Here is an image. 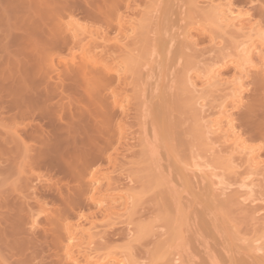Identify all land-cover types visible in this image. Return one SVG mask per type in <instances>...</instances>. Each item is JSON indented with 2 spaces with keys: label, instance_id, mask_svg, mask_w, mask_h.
<instances>
[{
  "label": "bare ground",
  "instance_id": "1",
  "mask_svg": "<svg viewBox=\"0 0 264 264\" xmlns=\"http://www.w3.org/2000/svg\"><path fill=\"white\" fill-rule=\"evenodd\" d=\"M26 1H28V0H24V1L23 0H0V111L1 110H3V111L5 110L4 113H6V114H4L3 111H1L2 112V115L4 114L3 117H2V120H3V118L6 119V121L4 120V122H6L7 124H9V126H11V128L13 129L12 131H17V130L20 129L18 132L21 131L23 133V135H24V137H20L19 138V135H18V138H14V137H16V135L18 133L16 135L15 134H11V132H12L11 131V128H9V126L7 125V127L6 126L4 127L5 130H6V128L9 129L8 131H6V133L10 131V134H11L12 137L11 138L9 137L10 136L9 133H8L9 136L7 135V137L5 136V134L2 136V134H3L2 131H5V130L4 129L2 130L0 128L2 130L1 131L2 134H0L1 135L0 144H2V143L4 144V146L3 145H0V151H2V153L0 152V156H5V155L7 156V158H5L4 161H8V159H9V161H10V159L11 160H14V159L16 160V157L20 156L21 153H23L25 150L29 151V149H27V148H28V144H29L28 140H30V141L34 142V144L36 143V145L38 143V145L40 147H37V149L35 150V147H36V145H35V147H34L35 152L33 151L32 155H29V154L27 155L26 154V157L25 158H26L27 164L29 166H28V168H26L27 166L25 168H26V170H28L30 168H33L32 170H34L36 168V166H38V170H39L40 167L43 168L42 165L44 166V164L42 163V161H43L42 159H44V157L47 156V154H48V156H50L49 159H51V156H52V162L50 160V165H51V163H54L56 160L58 162V157L55 158V156H58L60 154L59 153V150H58V152L56 150L57 147H56V149H54V147H52V144H51L52 150H56V152L55 151L52 152L55 155L51 153V150L49 151L51 155H49V152L46 153V150L48 151L47 146L49 147L48 143H51L53 141L54 143L53 142L52 143L55 146L57 144V142H58L57 139H56L57 142L55 141L54 134H53L54 131L58 132L59 134H60V131H64L65 132V135L61 132L63 139H64V137L67 136V138H68V136H69V139H72L71 141H76L74 139V135L73 134L77 130H79L77 132H80V128H86L87 131H88V133H89V135H88L85 132V130H84V132L86 133L87 137L88 136L89 137L91 136V138L93 139V140H91V138H90V141L88 139V141H89V144L88 145L90 146V144H91L90 149L92 147L91 150L89 149V146L87 145L88 141H87V137H86L85 133H81V132H83L82 129H81V132L80 133H81V135H84L85 136V138H84V136H82V138L84 140H86V143H85L86 146L85 145L84 146L86 147V149H87V146H88V149L90 150V155H91L92 159H90V157H89L90 155H88L89 154V152H88L89 150L87 149V153L88 154H86L85 151H84V149H83L82 144H81V146H82V149H81V146L79 145V142L76 143V144H78L80 146L79 147V150H78V147H77L78 145H76V147H77V149H76V147H74L75 144H73V142H71L70 140H68V142L70 141V143H72L74 145L73 146L74 149L75 150H78V152L77 151L75 152V150L72 151V144L70 146L66 144L67 145V152H68L69 149L72 152V160H74L75 156L77 155L76 156L77 158L74 160L75 163H76V166H74L73 161H72L73 165H72V163L70 161L71 160V157H69V156H71V155L66 154V152L63 150L64 153L66 154V156L68 155V157H66V159L68 158L67 159L68 162L70 161V164L73 166V168H74L75 171L72 169V167L69 168V169H65L64 168V165L65 164L62 167H63V169H65L64 172L66 171L67 175L69 174L70 177H73L74 176L76 179H78L80 176H82V177H80L81 178V182H80L81 185L83 183L82 182L83 178L86 177L87 174H89V177L85 181L87 183V187L89 189H91V190L94 191V193H93V191L91 192L92 194L90 195L89 201L91 199L92 202H95L96 204H99V205L103 206L102 205L103 204L102 203L103 202L102 201L103 200L102 198H104V197L102 196L100 198V196L102 195V193L101 194L99 193L100 196H98L99 194H97V195L95 194V192H99L101 190V188H99L100 185H101V181L99 180L100 181V183H99L100 185L97 184L98 183V179L95 177L96 172L94 174V170L93 171H88L91 168L89 166L91 165V163L93 161V158H94L93 156L96 155L95 156V159H96V157L97 158L100 157L99 154H101V153H99L98 150H97L98 153H94L95 152V147L97 149L98 144L100 145V149L101 150L102 149H107L109 146H112V143L114 141H119V140H122L124 138V134L126 133V131H124V129H125L124 126L125 125H123L124 122H123V124H122V122L120 123V121L122 119H120V118L118 119V116L125 114V110L127 108L126 105H125V103H127V102L129 104L132 103V101H131L132 97L129 98V101L126 100V102H124L125 100H123V99H127L129 97V96L127 97V95H130V94L127 93V92H124L125 91L124 88H123L124 91H122L123 89H121L119 87L120 85L114 86L113 82H115V84H116V82L119 81L118 80L120 78L119 75H121L120 73H123V70L121 69V65L122 64H125L126 61L129 60V63H127V64L128 65L130 64V66L132 65V62H133V67L132 66L131 67L128 66V68H126L125 66L122 65V68H124V71H125V68H126V71H127V69L129 71L131 68H134V69H132V70H134V72H132L130 70L131 71V72H129L130 74L127 71V76L131 75L132 73L135 74L138 70H141V66L143 64L142 63L140 64L138 62H137V64H136V62L134 63V60L137 61V59H139L140 56H142L143 58L140 57L139 62H142L143 61V63H145L146 66L149 64V63L148 64L146 63L147 62L146 61V57H149V53H150V51H149L150 48L148 47V45H150V47H152V53H153V50L155 49L154 47H157V44L158 43L159 44H158L157 49H161L160 51H162V48H163V50L165 49V46H164L165 44H168L169 45V43H167L168 42L167 40H169V38L166 37L167 35H166V33H165L162 25L161 26H162L163 32L166 35L165 36L166 37L165 38L166 40L164 39V37L162 39L163 40V43H165L164 45H162L163 43L161 44V40H160V37H159V36H162L161 35L162 32L159 33V35H156V36L159 37L158 38V37H156L154 35L155 34L154 32H156V34H157V32H158L157 30L158 29L156 31H152V30H155L156 28L153 29L151 27H148L150 29V32L152 31L151 34L153 35L152 36L153 39H152V41H150L151 40L150 39L151 37H149L150 32L147 33L149 35H147V38H146L145 30L148 29V28H146L148 26V23H146L147 24L146 25L145 24V21L147 22V20H146V18H147L148 19V22L150 24V22H151L150 20L151 19H149L150 17H147L148 15L147 16L145 15V17L143 16L144 14H146L147 9L149 10V11H147V13L148 12H150V14H152L153 12L155 13V11L157 10V9H155L156 7H154V9H153L155 11L151 10L153 8L152 7L153 4L154 3L156 4L158 1H160L163 4H166V3H164L165 0H163V1L162 0H157V1H154L153 0V2L151 0H150L151 2H148V0H146L144 2L145 5H146V6L144 5V7L142 6L144 8V9H142V10H144V14L143 13H142V15H140V13L138 14V16L139 15L141 17L143 16L142 19H141V22H139V19L138 18H137L138 21H136V22H134L135 19L133 18L134 19V21H133L134 23H130L131 20H129V21L127 20L126 22H128V23L125 22L127 24V27H128L127 30L130 32L131 35H129V34L127 35V33H129V32L124 33V34L122 33L124 31V28H123L122 22L120 23V17H122L123 14L121 16L119 14H117V12L119 11V10L117 11V9H118L119 5L121 6V4L124 5V6H126V7H129V6L132 7V4H134L136 2V0H135V2H134V0H132V2H130L131 0H98V1L92 0V1H95V6H97V7L94 6V8H95L94 9V8H91L89 6L91 9H89L88 11L95 10V11L92 12V14H95L97 16L96 19H98L97 21H99L100 23H102L101 27H100V23H99V26L98 25H96V26L104 29L101 32V37L103 39L101 37L100 38H101L102 41L103 40H105V42L107 41V44L104 42V45L105 46L102 43H99L98 42L99 45L100 44L102 45V47L100 45V51H98V52H96L98 50L96 48H95L96 51H94L93 46H90L91 48H89V46H88V44L90 45L89 42L87 43V45L81 44V43H85V41H83V38H81L82 37V34H85V31H86L89 34L86 33V35H83L84 38L85 37H86L85 39H88V37L93 38L94 37L92 35L93 31L91 32V29H89L88 27H86V29H84V28L80 29L79 28V30L82 32V34L80 35V32L77 33L78 32V29H76V27H72L74 25V22L76 21V20L74 21V19H73L74 22L72 20H69L68 23L66 22V25H68L66 27V29L69 28V27L71 29L74 28V30H70V28L68 29L69 32L71 31L70 34H68V33L66 34V31L67 30H64L65 31V34H61L60 27H58L59 30H60L59 32L58 31L54 32L58 28H56L54 30H53V28L52 29L49 28L48 30L51 31V33L48 32V31H46L47 30V28H46L44 31L48 32V34L41 30V27L39 25L45 24V22L47 23L46 25H48L49 22H50L48 19L51 20V23H50L51 25L54 22H56V21L59 23L62 20V19L61 20H59V19L62 16H65V14H66V13L64 14L65 11H61V9L62 10L66 9V12H67L68 8H66L65 5L67 4V6H69V5L71 6L74 3L72 0H71L72 1V4L70 3L71 1L69 2L68 0H65V1H68V3L67 2L65 3L63 0H42L43 3H44V5H46V6H43L41 4L42 2L40 0V4H41L40 9L38 8V6H40L39 3H38V0H36V2H37L36 4L37 5L36 4H33L32 6H30L31 4L28 3L30 1H28L27 3H26ZM185 1H186V3H184V4H187L186 7L187 6L188 7L186 9V7L184 6L183 7V12L186 10L185 11L186 13L184 12L182 14V16H180L181 14L179 16H180V18L183 17L185 21L189 20V18H191V19L189 20V22L187 21V24L184 21V23H185L184 28L185 29L183 27L180 28V29H178V30H181V32L183 34H181V32L178 31V30H176V32L178 31L177 33H180L181 34V37H183L184 39H187L188 38V39H190L188 41L191 42V40H192V41H195V42L190 43V42H187V40H185L186 41L185 42L184 39L180 37L181 40L183 39L181 41L182 43L180 41H178V42L181 43L180 44L181 45V48H184V47L185 48L186 47L189 48V47H191V49H192V46H193V48L196 49L197 48V47L195 48V46H197V45H195V43H197V40H195L196 37H202L203 39H206V41H208V43H210L211 41H213L215 38L218 39V37H219L220 40L219 39L218 40H219L220 43H217V45H216V42H215V44H213L214 42H212V44L210 43V45H212V46L215 45L216 46V47L215 46L214 47L211 46L212 48L217 49V50L214 49L215 51H213L211 48H209V49L212 50L213 54L218 51L217 53H218L219 56H216L215 54L213 56L212 52L211 53L209 52L210 54H212L213 57L212 58L208 57L209 58V60H208L207 58H202L203 54L205 53L204 50L202 51L204 53L201 56H199V59L201 58L202 60H205L204 62L202 61V63H200V60L198 61V56H197L198 54L199 55L201 54V51H199L200 52L199 53V52H197L198 50L197 51H194V49H192L193 51H191V49L189 48L190 54L192 52V54L189 55V53H187L188 52V48L184 49V51H187L186 52L187 53L186 54L187 57H186V55L183 56V57H186V61H183V60H185L183 57H182L183 59L180 58V60L182 59V63L184 62L183 64L181 63V67L184 66V64H185V67L184 68L183 67L182 68L179 67V68L182 69L180 72L178 71V68H177L176 71L179 72V73L177 72L178 74L175 73V75H174V73H172L173 74L172 79L175 76L177 80L175 78L173 79L174 86H172L171 89L174 88L175 85L177 86V84H178V87L181 90L180 91L177 87H175V88L178 89V90L176 89L178 92L175 93V94H177L176 97L174 96V98H176V101H175V105L176 106L175 105L174 106L177 109L176 111H179L180 113L183 112V111H185V112L187 111L188 112V114L190 116L189 118L192 121V122L190 121L191 126L189 127L188 124L185 122L186 118L184 116V113H181V116H180V114L178 115V112H177L176 113L177 114L176 117L179 116V117H181L182 120H184L185 123L184 122L183 123L187 127V132L186 133H189V135L191 136L190 138H192V140L194 141V146H192V147H195V143H196V147H195L196 150L194 149V151H196L195 153H197L196 155L198 157H196V155L195 156L192 155V157L193 158H196V159L198 158L197 160H199V158H202V159H200L202 161L199 160V164H198V161L197 160H195L196 162H192L190 164H187L186 161H185V153L183 154V156H181V157L179 156V159H177V161H179L180 158L182 159V157H184L183 158V161L185 162V164L179 170L181 175H177V176H180V177L182 176L184 185L187 188H189V189H192L193 186H194V184H196L198 186L199 191H200V189L203 188V186H202L201 183H203V185H204V182H206L205 183L206 185L204 186V193H205V195H203V196L204 197L205 196H208V197L214 198V199L216 198L215 200L213 199L214 200L213 204L215 203V201L219 200L218 205H219V208L221 206L220 211L223 212V221H225L226 227H228L226 229V231L224 229L225 234L227 235L228 231H230L229 229L234 228L235 227V224H236V222L234 221V219L232 217L233 212H235L236 209H234L232 207L238 206L237 207V210H239L240 212H243L244 213V210L247 211V209H245V208L246 207L248 208V204L249 203H253V202L255 203L256 200L259 201L260 198H261V196H262V194L261 195L259 194L260 197L257 196V193H259V190L258 189L261 186V183H259L260 184L259 185L258 183L255 182L257 177L256 178H253L254 177V175H253L254 174V171H252V170H256L257 173L256 172L255 173L258 174V176H259V172L262 174V172L264 170V169H262V167L257 166L258 165L257 162H259V161L258 160L255 161L256 158L254 159V157L257 156V155H254V153L256 152V148L255 147L254 148L251 147L252 145L251 146L250 145L248 146L247 144L246 145H243L245 143H243V140H241L240 135H239V133H237V130L236 129L239 127L241 131L242 130H245L246 133L247 132H249L248 134L251 133L250 134V138L253 139V137H254V140L256 138V139L260 140V142L262 141L261 143H263V144H261L262 145L261 149H264V147H263L264 146V30L261 27V26H264V0H185ZM57 2L58 3L60 2V3L58 4ZM75 2H77V1H75ZM83 2L85 3V4L83 3L84 6L88 4V2H86L85 0ZM99 2L102 3V4L100 5ZM146 2H147V4H146ZM254 2L255 3L256 2H259L260 4L259 5L256 4L254 6ZM161 3H159V4L161 5ZM252 3H253V5H252ZM54 4H55V6H54ZM159 4L158 5L156 4L157 7H159ZM182 4H183V2L180 4V6H182ZM90 5H91V3H90ZM246 5L247 6L249 5L250 7L249 8L246 7V9H245L244 6H246ZM99 6H101L102 8H100ZM46 7H47L46 10L47 11L49 10V11L48 12L46 11L47 13L44 14V16L45 17L47 16V17L46 18L45 17H41L43 15V13L45 12L44 9ZM58 7H59V9H57ZM72 7L69 9V12H71ZM74 7H75V4H74ZM89 7L87 6V8H89ZM131 7H129V9ZM174 7L176 8V6H174ZM132 8L134 9V6ZM166 8H167V13H168V9H170V8H168V7H166ZM166 8H165V10H166ZM159 10H160V8H159ZM61 12H62V15L61 14L59 15V13H61ZM94 12H96V13H94ZM156 12H158V10ZM172 12H173V10H172ZM179 12H180V10H179ZM48 13H50L51 15L54 14V15H59V16H55V17L52 16L50 18L51 15L49 14L50 15L49 16ZM72 13L74 14L75 13V10ZM88 14H90V13H88ZM155 14H154V17L157 16L156 18H159V13H157L156 15ZM169 14L171 16V13L170 12L168 13V15ZM90 15L89 16H86V17L91 18ZM95 15H93V16H95ZM160 15H161L160 21L156 19L159 22H161V18H162V14H160ZM175 15H176V13H175ZM151 16H153V15H151ZM37 17H39V21H40V19L42 20V18H43V20L46 19L47 21L44 20V22L42 21L41 24H39V23H37V21H38V18ZM56 17H59V19L57 18V20H56ZM154 17H152V18H154ZM186 17H187V19H186ZM244 17L246 18L244 21L247 20L246 23L245 22H242V18H244ZM100 18H101V21L99 20ZM126 18H128V17L126 16ZM126 18H122V21H124ZM166 18H167L166 20H168V18H170V17L168 16ZM194 18H197V19H194ZM154 19H152V21H154ZM53 20H56V21L52 22ZM91 20L95 21L92 18H91ZM156 20H155L154 23H158V22H156ZM162 20L165 21L164 19H162ZM63 21L65 23L66 20H62L60 23H62ZM71 21L73 22V24L71 23ZM181 21H183V20H181ZM76 23H75L76 25H80L78 22H76ZM129 23H130V25H129ZM64 25H63V27H64ZM76 25H74V26H76ZM150 25H152V22H151ZM155 25L159 26L160 24L159 25L158 24H155ZM188 25H189V27H188ZM112 26H115V27H113L114 28L113 29V32H114L115 29L118 32L115 30V33L116 34L114 33L115 35L113 37H111V38H114V41H113L114 42V46L113 47H110L109 46V43H111L113 39L109 40L111 42L108 41V38L106 37V32L107 31L105 32V30H108V32H109L110 29L112 30ZM36 27H37V29H39L40 31H42L44 34H46V37L45 38L43 37L44 34L42 32H41V34L38 33L39 35L36 33V29H35ZM89 27H91V25ZM143 27L146 28V29L143 30L142 29ZM186 27H188V28L186 29ZM100 28H98V30ZM139 28L142 29V30L141 29L139 30V31H142V33H139L137 35L135 33L133 35V32H135L136 29H139ZM164 28H165V26H164ZM168 28L166 26V29L167 30H168ZM92 29H93V27H92ZM127 30L125 29V32ZM148 30H146V31L148 32ZM143 31H144V33H143ZM97 32H99V31H97V29H95L94 30V33L97 34ZM117 33H119V34L117 35ZM121 33L126 38L132 36V37H130V39L128 38L129 40H131L130 41L131 44H132L131 46H134L136 44L135 43L136 40H137V42L138 41L140 42V40H144L143 43H145L146 41H149L148 44H144V45L142 44V46L140 44L141 42L140 43L138 42V44L134 46L135 48H133V47L131 48L132 50L135 49V50H137L139 52V55H140L139 57H136L138 55L136 53L137 51H135V53H136L135 54L134 51L129 52V49L127 51V48L129 46H127L126 48H124L122 46L124 43L122 42V39H121V42H120V38H123V35H121ZM143 34H144V36H145L144 38H146V40L143 39V37H141ZM169 34H170V32H168V35ZM171 34L173 35L172 32H171ZM175 34L176 33L174 32V35L173 36H175V37H172V40H173L172 43H173V45L176 44L174 42H177V39H176V35ZM185 34L187 35V37L185 36ZM135 35L136 36H140L141 39H140V37H139V39L136 38ZM154 36L156 38H158L159 41ZM216 36H218V37H216ZM177 38H178V35H177ZM123 39L126 40L125 38H123ZM18 40H19V42H17ZM129 40L127 41L128 44L130 43ZM133 40H135V41L133 42ZM155 41H158V43H155ZM203 41H205V40H203ZM223 41L226 42V44H224L223 46L221 45L222 47L221 48H218L217 46H220V44H222ZM127 42H125L126 45H127ZM151 42L152 43H155L154 44V47L151 46V44H152ZM69 45H70V47H69ZM95 45L96 46H99L97 44H95ZM107 45H108V48H106ZM176 45H178V44H176ZM176 45H174V47H176L175 49L178 48ZM65 46H68V52L70 51V49L75 48L74 46H76V47L78 46V48H80V50L78 48H75V49H78L79 51H82L83 52L82 53L83 55L80 56L79 58H77L76 57V55H77L76 51H78V50H74L73 49L72 51L73 52L75 51L76 54L74 53L72 55L71 53H73V52L70 51L71 53H68V54H71L72 57L69 59V61L64 60V61L61 62L59 59H57L59 61L54 60L55 55H61V54H59V53H61L59 50L62 51V49ZM120 46H121V48H120ZM136 47H138V48L140 47V48L138 49ZM146 47H147V50L145 49ZM171 47H173V46H171ZM28 48L29 49H32L34 51H32V52H25L26 50H29ZM92 48H93V50H92ZM97 48H99V47H97ZM119 48L121 50H118ZM123 48L125 49V51H127V53H130L131 54L130 56H133L132 55V52H133L134 55H135V57H132V59L133 58H135V59L134 60H132V59L130 60V58H129L130 56L128 54V56H129V57L127 56L128 57V60H125L127 58L126 57L124 58V54L126 52L124 51ZM140 49H142V51ZM209 49H207V51H209ZM54 50L55 51H59V52L58 53H55V55H54L53 52H52ZM143 50H146V52L149 51V53H146L147 56H145V57L143 56V55H145V54H143V53H145ZM168 50H170V49H168ZM118 51H120L118 54H121L120 57L122 56V59H123V61H121V62H120V59L118 58L119 55L116 53ZM158 51L156 50V52L154 51V53L157 54ZM160 51H159V54H160L159 58H161V57L164 58L165 55L163 56V54H165V53H163V52L161 53ZM177 51L178 50H176V52ZM165 52H167V51H165ZM193 52L196 53V54L198 53V54L196 55ZM154 53L152 54V56L154 55ZM169 53H170V51H169ZM178 53H180V52L178 51ZM184 53L181 52V54H184ZM79 54H80V52L78 53V55ZM156 54H155V56H156ZM116 55H118V56H116ZM66 56L68 57V55H65V56H62V57H66ZM152 56H150L149 58L152 59ZM157 56H158V54H157ZM168 56H169V54H168ZM116 59H118V62L120 64V66L117 64ZM150 59L147 58V60H149L151 62ZM166 59H168V58L165 57L164 60L167 61ZM153 60L155 61V59H153ZM160 60L157 57V61H159V63H157V61H156V63L158 64V66H157V64H156V66L158 67L157 70H160L159 68L162 67V63L165 65L164 66V74H163L164 75V79H163V75L160 74L162 71L161 72H159V71L157 72V70L155 71L156 67H155V65H152V64H154L153 62H152V64H150V65H152V67L154 69L153 71H155V72L152 71L153 72L152 73V75H153L152 79L156 77L154 75V73L157 72L158 75H157L156 78H159L160 77V79H161V77H162L161 81L163 82V84H166V80L168 79L167 78L168 75H165V72H166L167 68L165 69L166 64L164 62H162L163 59L161 61ZM178 60H179V58H178ZM54 61H56L55 63L60 62L59 63L60 66H59L58 63H57L58 65H56L54 63ZM127 64H125V65L127 66ZM178 64H176V65H178ZM227 64H231L232 67H233L232 69L234 70L233 71V74H232V79H230V80H225L224 79L225 77L222 78L223 76L220 77V72L219 71H221V70H218V68L220 69L222 67H225ZM134 65H135V67L137 65H139L140 66V69L137 70L134 67ZM159 65H160V67H159ZM167 65H169V64H167ZM118 66L120 67V69H118L119 68ZM139 66H137V68ZM143 68L144 67H142V69ZM117 69H118V71H117ZM192 70H193V74L191 73V75H190L189 73ZM142 71L144 72V70H142ZM149 71H150V69H149ZM117 72H119V75H118ZM169 72H170V70H169ZM174 72H175V70H174ZM140 73H141V71H140ZM144 73L141 74V77H142V75ZM123 74H126V73H123ZM134 74L131 75V76H133V77H131V80H132V78L134 79L133 83L135 82L136 79L139 78V76H136L138 73L135 74L136 78H135ZM148 74L150 75V76L149 75L148 76L151 77V74L150 73H148ZM159 74H160V76H159ZM145 75H147V74H145ZM169 75H171V74L169 73ZM129 78H130V76H129ZM156 78L153 79V81L152 80L151 81L153 83H155L154 80H156V84L158 83L157 85L159 87L160 84H159V82H157V80L159 81L160 79H156ZM170 79H171V77H170ZM138 80H141V79H138ZM144 80H143V83H144ZM147 80H145V81H147L148 84H149L150 83V79L148 78ZM168 80H167V82H168V85L170 87L171 84H172V81L169 84V81ZM161 81H160V83H162ZM245 81L247 82V84H245L246 83ZM141 82H142V80L139 81V82H137L135 85L137 86L138 83H140L141 86H142V88H143V90H144L143 93H145L146 92L145 90H147V89L144 87L145 86L144 84H146L147 82L144 83V84H142ZM176 82H177V84H175ZM162 85H160L161 88H162L161 91H162V93H164V91L167 88H166V86H162ZM138 86L140 87V91H141L142 90L141 89V86L140 85H138ZM245 86L251 92V94H250V99L247 102L243 103L242 96H243V93H244V91L246 89ZM248 86H250V88H248ZM118 87H119V89L117 90ZM146 87H147V85H146ZM149 87H150V85H149ZM163 88H165V89L163 90ZM175 88H174V90H175ZM149 89L150 88H148L147 91H149ZM156 89L158 91L160 90L158 88H156ZM171 89L169 88V90H171ZM157 90H154V91L157 92ZM117 91L120 93V96L118 95L119 93L117 94ZM120 91L122 93H124V96L121 97V94L122 93ZM161 91H159V93L157 92V94L159 95L161 93ZM167 91L168 90H166V92ZM247 91H245V92H247ZM166 92L164 94H162V95L163 96H166L165 95ZM139 93H141V92H139ZM149 93H151V91H149ZM149 93H147V94H149ZM125 94H126V96H125ZM147 94H142V96L143 95H146L147 96ZM175 94H173V95H175ZM140 95L141 94H139V96ZM150 95L151 94H149L148 96L150 97ZM152 95H154V93H152ZM162 95H159V96L162 97ZM154 96H157V95H154ZM159 96H157V98H159ZM63 98L64 99L66 98L67 100L66 99L64 100ZM157 98L154 97V98H151V100L153 101L154 99H157ZM62 99H63V101H62ZM147 99L150 100V98H146V101H147ZM162 99H163V97H162ZM166 99H171V98H169V97L167 98V96H166L164 98V101H167ZM149 100H148L149 103L146 102V103H143V104L144 105L145 104H150V109H152V107L155 106V108H153L154 111H155L154 112V115H155V117H156L157 120L161 119L163 117V112H161V110H159L161 108V106H159V109H158L157 104L155 103V101H153V106H151V103H150ZM162 101H159V102H162ZM141 102H143V101H141ZM159 102H158V104H160ZM132 106H134L135 111L136 110L137 111L140 110V109H137L138 108L137 106L135 107L134 102L132 103ZM146 106H148V105H145L144 106L145 107V110L148 111L149 106L147 107L148 109H146ZM156 107H157V110H156ZM234 110H236L235 111L236 113L238 111L237 115L235 114L236 117L233 116V114H232V111H234ZM7 111L8 112L11 111L12 113L10 115H8L9 113H7ZM128 111L129 110L127 109V114H128ZM147 111L145 113H146L147 116H149V114H148L149 112H147ZM164 111L166 112V110H164ZM171 111H173V110H171ZM67 112H68V114H67ZM136 113H138V112H136ZM151 114L153 115V112ZM6 115H7V118L4 117ZM152 115H150V118H151ZM33 116H34V118L36 116L37 117H40L39 120L40 119H42V120L44 119V124H45L44 126H46V125L49 126V124H50V129H47L48 127H46V128L44 127L46 129V131H44L43 130L44 128H42L43 125L42 126H39V127L38 126H35L34 124L31 125L28 121H33V120H29V119H32ZM138 116H140V115H138ZM168 116H169V114H168ZM165 117H166V119H168L167 116H165ZM27 118H28V121H25V122H28V123H23L24 122L23 120L24 119L27 120ZM142 118H144V116ZM148 118L149 117H147L146 119H148ZM150 118H149V120H150ZM152 118L154 119L153 116H152ZM187 118H188V116H187ZM36 119H38V118H36ZM73 119H76L77 121L74 122ZM136 119L140 120L141 118H137L136 117ZM171 119H172V117H171ZM179 119L180 118L176 119L177 122H175V120L173 119L174 122H175V124L174 123L172 124L173 127L175 126V128H178L179 126L183 125V123L182 124L180 123V122H182V120L181 119L179 120ZM7 120H9V121L7 122ZM18 120H20V121H18ZM46 120H47V122H46ZM157 120H155V122H157ZM178 120H179V122H178ZM10 121H11V123H10ZM53 121L56 122V124H55L56 126H55V129L53 130V132H50V131H52L51 126H52V122ZM62 121H64L65 126H63V125L60 124V123L63 124ZM54 122H53V125H54ZM146 122H147L146 123L147 127H146V130L144 132L147 133V131H148L147 129L149 128V125H148V121H146ZM153 122L154 121H152V124H153ZM150 123L151 122L149 121V124ZM161 123H162V119H161ZM178 123H179V126H178ZM140 125H141V122L137 126L139 127ZM159 125L160 126L157 125L158 128L161 127L160 120H159ZM185 125L181 126L183 128L182 137H184V132L186 131V127H184ZM1 126L3 127V125H1ZM33 126H35V127H33ZM40 127H41V130H43V131H39L38 130V129H40ZM151 127H150V129H151ZM154 127H155V125H154ZM140 128L143 130L142 125H141ZM184 128H185V130H184ZM165 129H163V132L165 131ZM48 130H49L50 133L47 132ZM161 130H162V127H161ZM161 130L158 131L156 129V132H158V134H159V138L161 137L160 136L161 133H159V132H161ZM178 130H179L178 132L181 133L182 129L180 127L178 128ZM56 132H55V134H56ZM123 132H124V134H123ZM42 133H44L45 136L44 135L42 136ZM139 133L142 136L143 133L140 131V129H139ZM50 134H53V137H52L53 140L50 137ZM122 134H123V136H122ZM158 134H157V137H158ZM167 134H169V133L167 132ZM13 135H15V136H13ZM115 135L117 137H115ZM144 135H146V134H144ZM48 136H49V138L52 141L50 139H48ZM72 136H73V138H72ZM169 136L170 135L167 136V139H166V136L163 137V139L168 140V137ZM186 136L188 137V135H186ZM2 137H4L5 139L2 138ZM140 137H139V142L141 141V139H142L143 136L141 137V139H140ZM147 137H149V136H147ZM150 137H151V135H150ZM150 137L148 139H150ZM152 137H153V134H152ZM171 137H172V135H171ZM171 137L169 138V140L167 142H168L169 146L172 149V146L173 145L171 146V143L169 142L170 139H171ZM57 138H58V135H57ZM178 138H179V136H178ZM25 139H28L27 140L28 143L26 142ZM78 139L82 143L84 142V141H82L80 139V137ZM165 140H163V142H162L163 147H165L164 144H166V141ZM182 140L183 139L180 140V139H177V137L174 136L175 143H178L180 141L178 143V147L181 149V151H183V150L185 151V146H186V144H185V138H184V142H182ZM92 141H94V142H92ZM62 142H61V144H62ZM95 142L98 143V144H95ZM141 142H143V140ZM156 142H157V139H156ZM8 143L10 145L13 143L11 149H9L10 146L8 145ZM93 143H94V146H93ZM180 143H182V144H180ZM225 143H226V145H225ZM184 144H185V146H184ZM219 144H222V145H219ZM59 145H60V141H59L58 146ZM66 145L64 143L65 150H66ZM139 145L140 146H143L144 145L143 147H145V149H146L145 143H143V144L142 143H139ZM152 145L153 144L151 143V146ZM2 146H3V149H5V146L7 147V149H5L3 151L2 150ZM60 146L62 147V145H60ZM181 146L184 147V149H182ZM257 146L258 145H256V147ZM61 147H60V150H62ZM143 147H141V151H140V153H141L140 156H141V159H142L141 161L142 162H143V158L142 157L144 156L145 152L148 150V147H147V149L144 151ZM142 149H143V151H142ZM157 149H159V147H157ZM167 149H168V146H167ZM197 149L199 150V152H197ZM259 149H260V147H259ZM81 150L83 151V153H81L82 155L80 154L81 156L79 155V159L80 158L82 159V157L84 156L83 159L85 157L86 158L89 157L88 160H86V159H84V160H81V159L78 160V154L80 153ZM8 151H9L10 154L8 153ZM14 151H15V153H14ZM70 151H69V154H71ZM3 152L5 153V155L3 154ZM25 152H24L23 155H25ZM62 152H61V154H62ZM73 152H75V153H73ZM167 152H169V150ZM208 152L212 153L213 156L211 158H208V163H205V160H207V155H208L207 153ZM11 153H12V155H11ZM56 153H59V154L56 155ZM102 153H103V150H102ZM170 153L172 154V152H170ZM234 153L235 154H241L240 157H241V159H244L242 161L246 163L248 169L251 168V167H254L255 165L256 166H255L254 169L252 168V170L251 169L250 170L247 169V172L246 173H243L244 175H241L240 176V174H239V177H236L237 180L234 179L235 181L232 182V184H231V183H228L227 181H223V178H221V176H219L220 174L217 173L215 171V169L217 167H220V168H222L226 172H232V170L234 172V169H233L234 166L232 165V162H234L235 160L233 161L234 158L232 159V156H231ZM15 154H16V157L14 156L15 157L14 158L13 155H15ZM17 154H18V156H17ZM73 154H74V157H73ZM85 154L88 155V157ZM146 154H147V152H146ZM199 154L202 155V156H199ZM64 155H62V157H63L62 160L59 159L60 163H62V164H63L64 158H65ZM151 155L153 156L154 154H151ZM9 156H11V157H9ZM48 156L45 157L46 158L45 161L47 160L46 161V164H47V162H49ZM157 156H158V154H157ZM20 157L22 158V155ZM53 157H54V159H53ZM147 157H148V154L146 155V159L144 160V162L146 160L149 161V159H147ZM170 157L173 158L172 161H175V164H177V161H176L175 156L173 155V157H172V155H171ZM170 157H168V158H170ZM59 158H60V156H59ZM203 158H204V161H203ZM209 160L211 162H209ZM17 161H13V164L15 163V165H16ZM40 162L42 163V165L40 164ZM68 162H67V164H66L65 167H68V166L70 167V165H68ZM150 162L152 164H155L156 161L155 162L154 161L152 162L150 160L149 161V166L148 165L146 166L145 164L147 162H145V164H144V170H146V173L147 172L148 173H151L152 172V169H151V171L149 169L147 171V168L150 167ZM20 163H21V167H22V170H23V165L24 164H22L21 160H20ZM179 163H182V161H179ZM9 165L12 166L11 162H9ZM9 165H8V168H5V167H7V165L4 167L5 168L4 171L2 169V171L5 172V173H7V175H8L9 172L12 173L13 169L15 168V166H14L13 169H12V167L11 166L9 167ZM18 165H19V162H18ZM167 165H168V163H167ZM261 165H264V163L261 164ZM171 166H172V164H171ZM46 167H47V165H46ZM169 167H170V165H169ZM176 168H177V166H176ZM17 169H19V168H17ZM94 169H95V171L97 170L96 168H94ZM172 169H174V168L172 167ZM260 169H262L261 170L262 172L260 171ZM19 170H21V168ZM67 170H68V172H67ZM24 171H25V169H24ZM155 171L156 170L154 169V173H155ZM177 171H178V169H177ZM170 172H171V170H170ZM29 173H31V176H32V171L29 172ZM46 173L49 174V171H47ZM85 173H86V175H85ZM71 174L72 175L74 174V175L72 176ZM256 174H255V176H256ZM38 175H36V176H38ZM40 175H42V174H40ZM146 175H145V178H147ZM157 175H159L158 172H157V174L155 173L153 176H157ZM24 176L25 175H23V177ZM51 177L53 178V175H51ZM19 178H20V176H19ZM80 178H79V180H80ZM145 178H144L143 182L144 181L146 182V179ZM149 178H150V182L153 183V185L155 186V188H158L157 185H155V184H158L159 183L158 180H160V179H157L158 177L157 178L154 177L153 179H151V176H149V174H148V179ZM28 179L30 180L29 177H28ZM162 179H163V177H162ZM16 180L18 181V179H16ZM26 180L27 179H26V176H25L24 179H23V182L24 183L23 182L20 183L22 185H19L18 184V186L16 188H18V190H19L20 187H25L23 185H26V187L29 186V182L26 183L27 182ZM32 181H33V179H32ZM107 181H109V182L107 183L106 186H107V188L110 187L109 188V190H110V189H112L111 186L113 185V183H110V182H112L111 179L110 180H107ZM148 181H147V184H146L147 190L144 189L145 190L144 191L142 189L143 190L142 192H146V191H149L151 189L150 182L148 184ZM160 181L162 182V180H160ZM258 181H260V180H258ZM20 182H21V180H20ZM47 182H46V184H47ZM51 182L52 181H50V183ZM116 182L117 181H115L114 183H116ZM161 182H160V186L162 185ZM1 183H2V181L0 180V184ZM162 183H164V179H163V182ZM142 184H143V187H144L145 186V183H142ZM166 184L164 183V186ZM200 184H201V187H200ZM108 185H111V186H108ZM196 185L194 186L195 189H196ZM233 185H236L237 186V190H236L237 193H238L237 195H235L236 193L234 191H233L232 194L229 193L230 190H231L230 188ZM1 186L3 188V185H0V189H1ZM4 186H5V183H4ZM48 186L50 187V185H48ZM114 186L115 185H113V188H114ZM168 186H167V188H168ZM236 186L234 187L235 189H236ZM32 187L34 188V189L32 188L33 190L36 189V187H34V186H32ZM85 187H86V185H85ZM87 187H86V189H88ZM146 187H144V188H146ZM14 189H15V187H14ZM86 189H84L81 186H77L76 189H75V191L77 190V192H78V195L75 194L77 197H75L74 195H72L74 197L75 201H74L73 197L69 196V197H71V199H69V197L67 196L66 197L67 200L65 199L67 205L72 204V202H76V199H78V201H79L80 200L79 198H81V195H82V191L83 190L86 191ZM152 189H154V187ZM169 189L172 190V185H171V188H169ZM105 190H108V189H105ZM174 190H175V188H174ZM9 191H11V190H9ZM9 191H8V193H9ZM35 191L34 192L32 191V192L35 193ZM177 191L178 190L176 189V192ZM5 192L7 193L6 190H5ZM12 192H16V191H13V189H12ZM80 192H81V194H80ZM184 192L185 193H183L182 190H181V194L183 193V196H184V194H186V196H184V198H182V199H186L185 197H187V195H188L185 190H184ZM6 193L4 194V192H2V194H0V201L2 203V205L0 203V217L2 215L4 216V217L2 216V218H0V245L2 244L1 246H4L3 249L6 248L4 250L5 252H6V250L9 251V253L7 251L8 257L9 258H12V256L14 255V251L15 250L17 252H21L22 251V248H24V246H21V244L23 242H22V236L20 234H22L23 232L20 231V229H23L22 224L23 225L24 224L26 225V223L24 222V221H27L26 218H28V217H26V215L29 216L28 219L30 220V217H33L34 214L36 215V213H38V212H35L33 214L34 209L32 207L31 208L33 210L30 208L31 210L29 209V212L27 210H25V208H23V210H22V206L21 205H23L22 203H24V202L19 203V201H18V204H17V203L14 202V198H13L14 196L12 195L13 196L11 198V199H13V201H12L10 198L9 199L7 198V197L10 196V193L9 194L8 193L6 194ZM20 193H21V191H20ZM130 193L128 194L129 196L125 194L126 198H124V199L121 197L123 201H125V202L127 201V203H125L126 205L125 204H122V203L120 205H122V206L125 205V207H127V205L130 204V202L132 200V197H133V200L135 199V202L137 201V199H136L137 197H138V199L140 198V196H138V194L135 195V193H137V192H135L134 195L133 194H130ZM172 193H173V190H172ZM201 193H202V191H201ZM174 194H175V191H174ZM32 195H34V194H32ZM123 195H124V193H123ZM131 195H132V197H131ZM112 196H111V198H112ZM127 196L130 197L131 199L129 200ZM135 196H136V198H135ZM88 197H89V195H88ZM181 197H182V195H181ZM188 197L191 198L192 196L189 195ZM201 197H202V195H201ZM225 197H228V198H225ZM4 198L6 200L7 199L8 200L6 201ZM109 198H110V195H109ZM118 198H119V200H121L120 197H118ZM165 199H167V198L165 197ZM206 199L204 201L202 200L201 203L205 202V205L207 206ZM2 200H4L5 202H3ZM85 200H86V198H85ZM104 200H106V199H104ZM112 200L116 201L117 199H115V197H114V199H112ZM200 200H201V198H200ZM210 200H209V202H210ZM9 201L11 202L10 205L8 203ZM166 201H170V200L168 199ZM175 201H176V199H175ZM186 201H190V200L189 199L188 200L186 199ZM6 202H7V204H6ZM92 202H90V203H92ZM111 202H113V201H111ZM117 202H118V200H117ZM163 202H165V200ZM181 202H183V201H181V198H180V203ZM207 202H208V199H207ZM3 203H4V206H3ZM12 203H14L15 205L17 204L16 206L14 205L15 206V209L14 210L12 209V207L14 208V206L12 205ZM175 203L177 204L178 201L175 202ZM175 203H174V205H175ZM185 203H187V202H185ZM210 203H211L210 206H214L212 204V202H210ZM168 204H169V202H168ZM5 205H9L10 207H7L8 209L5 208L6 209L5 212L4 211H1V210H4L2 208H4ZM53 205H54V203H53ZM111 205H113V204L111 203ZM170 205H171V201H170V204L168 205V208L171 207ZM182 205H184V204H182ZM182 205L180 204V207H182ZM205 205L203 204V206H205ZM24 206H28V205H24ZM165 206L167 208V204ZM189 206H190V204H189ZM249 206H251V205L249 204ZM38 207H40V206H38ZM113 207L114 206H112V208ZM177 207H178V205H176V208ZM186 207L183 206L182 207L183 208L182 210L184 211V209ZM223 207H224V209L226 211H224ZM122 208H124V207H121V209ZM19 209L21 210L20 213L18 211ZM60 209H61V207L58 210H60ZM208 209H210V208H208ZM214 209L217 210V207L215 208V206H214ZM256 209H257V207H256ZM261 209H259V210H261ZM7 210L9 212V216L11 218L9 216L7 217V215H8ZM125 210H126V208H125ZM127 210H131V205H129V208H127ZM177 210H180V209L177 208ZM212 210H213V208H212ZM212 210L210 209L211 212H209V210H207V211L209 212V214L210 213L212 214ZM26 211L28 213H25ZM104 211H105V208H104ZM115 211L117 212V210H115ZM175 211H176V209H175ZM183 211L182 212L181 211L179 212L180 214H182V216H181L182 219H180V218L178 219V216L179 215L176 212V214H177L176 216H177L178 221L179 220L184 221V219H183L184 218ZM11 212H12V214H11ZM15 212H16V215H15ZM21 212H23V213H21ZM46 212H48V210ZM111 212H113V210ZM1 213H3V214H1ZM132 213H133V211H132ZM20 214L23 217H24L23 214H26V215L23 218ZM38 214H37V216H38ZM113 214H117V213H114L113 212ZM163 215L164 216H162V217H163V220H164V223H165V220L167 221V219H168L167 218L168 217V214L167 215L166 214H163ZM13 216H18V217L15 218ZM20 216H21V218H20ZM61 216H62V214H61ZM173 216H175V214ZM186 216H187V213H186ZM246 216H247V218H249L251 220L253 219V214H249V213L246 212L245 217ZM164 217H165V219H164ZM22 218L24 220L23 222H22ZM171 218L173 219L172 216H169V221H170ZM11 219H13V220H11ZM186 219L188 221V218L187 217H186ZM29 220L27 221V223L29 222V224H30V221L31 220L30 221ZM34 220H35V218H34ZM52 220L53 219H50V221H52ZM10 221H12V222H10ZM169 221H167V225L172 230L171 231L168 228L169 235H172V237H175V234L173 235L172 232H175V228L179 232V229H177V226L179 224H176V227H174L173 221H172L171 224L173 225V228H174V231H173L172 226H171V224H170ZM174 221H177V220L175 219ZM36 222H37V220H36ZM20 223H21V225H20ZM68 223H70V222H68ZM180 223H182V224H180L179 226H182V227H183V223H184V225L187 224L186 221L180 222ZM230 223H232V224L230 225ZM67 225L65 227V230H64V233H63L61 239L59 240L60 241V244H61L60 246L62 248L61 250H63L62 259L64 260V262L66 264H104L103 262H101L102 259H104L102 256H100V257H102V259L96 258L95 259V262L94 263H91L92 262V260H91L92 255L89 252L90 250L88 251L86 249V246L81 245V244H86V245H89L90 244V242H91L90 239L92 237L91 236L92 233H90L91 232L90 228H89V233L86 234V236L88 238H90V239L86 238V236L84 234V237L82 236L83 239H84L82 241V243L81 242L80 243H76L75 240H74L75 237H76L74 235L75 234L74 231H76V230L74 229V231H70L71 229H69L68 228L69 225L68 226ZM187 225H188L187 229L190 228V225L189 224H187ZM71 226L73 227V225H70V228H71ZM80 226H81V224H80ZM73 228H75V226ZM204 228L207 229L208 231H210V228L208 229V227L206 228V226ZM127 229H129V228H127ZM137 229H139V231ZM137 229L134 230V231L135 232L137 231V238H139L141 236L140 234H142V232H144V231L140 232V229L143 230V226H142V228L138 227ZM180 229H181V227H180ZM222 229L223 228L221 227V230ZM86 230L88 231V228ZM181 230H183V229H181ZM189 230H191V229H189ZM18 231L20 232L19 234H18ZM82 231H83V229L81 230V232ZM87 231H83V232L86 233ZM130 231H131V228H130ZM147 231L149 232V229L145 227V234L147 233ZM183 231H182V237H183ZM224 231L223 230L221 231V232H223V235H224ZM26 232H27V230H26ZM72 232H74V234ZM138 232H140V234ZM258 232L259 233L253 239H252V237H251V240L249 239V241H250V242L248 241L249 243L247 242L248 238L247 239L246 238H243V236H241V237L239 236L238 238H236L238 241H241V245L240 246L242 247V251L246 250V252H242L241 251L244 255L248 256L250 254L252 257H256L257 258V260L254 263H252V264H264V228H262V230L260 229V231H258ZM127 233H128V230H127ZM131 233H132V231H131ZM180 233H181V231H180ZM17 234L20 235L19 238H18ZM23 235H25V233H23ZM58 235H59V233H58ZM93 235H94V232H93ZM14 236H16V238ZM178 236H179V238H180L181 241L184 240V239L181 238V234H179ZM94 237H95V235H94ZM170 237L171 236H169V238ZM184 237H185V235H184ZM8 238H10V239H8ZM228 239H230L229 240V243H231V245H234L235 244V243L232 242V240H231L230 237H228ZM23 240L27 242L29 240V237L28 238L26 237V240L25 239H23ZM30 240H31V238H30ZM53 240H55V238H53L52 241ZM19 241H21V242H19ZM77 241H78V238H77ZM172 241L175 242V244H176L175 239L174 240L172 239ZM172 241H169L171 243V246L173 244ZM181 241H179V242H181ZM224 241H226V240L224 239ZM244 241H246V244L244 243ZM26 242H25V244H26ZM56 242H57V240H56ZM30 244L31 245L33 244V241L32 240H31ZM92 244H93V242H92ZM185 244H186V242H185ZM185 244H183V246ZM177 245H178V241H177ZM231 245L229 244L230 247H231ZM20 246L22 247L21 250H20ZM169 246H170V244H169ZM183 246H182V248H183ZM16 247H17V249H15ZM18 247H19V249H18ZM28 247H29V244H28ZM92 247H91V249H92ZM178 247H180V245H178ZM232 247L234 249V252L232 250V254H234L235 253V250H237V247H235V246H232ZM243 247H245V249ZM0 248H2V247H0ZM3 249H1V250L3 251ZM131 249H132V246H131ZM159 249H160V247L158 246V249L157 250H159ZM128 251H130V248L128 249ZM128 251H126V252H128ZM174 251L176 252L177 250L175 249ZM182 251H184V250L182 249ZM10 252H11V255H10ZM96 252H97V250L95 251V253ZM131 252H132V250H131ZM173 252H172V254H173ZM175 252H174L173 255L171 254V252L168 253V254H171V256H172V257L169 256L170 262H168V263L169 264H182L183 263L182 260H181L182 255L180 256V252L181 251L179 253H175ZM12 253H13V255H12ZM128 254L133 255L132 253H128ZM161 254L163 255V252H161L158 255V258L163 257V259L165 260L164 256H162ZM182 254H184V253H182ZM5 255H6V253H5ZM20 255H22V253ZM27 255H26V257H27ZM97 255H99V254H97ZM101 255H103V254H101ZM114 255H115V253H114ZM122 255L123 254H121L120 257H122ZM209 255H210V253L208 254V256ZM236 255L237 254L235 253L233 256L231 255V257H229V264H235V259L233 258V261H232V257H235ZM23 256H24V253H23ZM213 256L215 258V255L214 254H213ZM105 257H106V255H105ZM116 257L114 256L112 258V260H113L112 262L113 263H116V264H129L131 262L129 260H128V263L125 262V257L124 256H123L124 258H121V259L120 258H116ZM170 257L172 259H170ZM227 257H228V255H227ZM13 259H12V261H13ZM15 259H17L16 258V255H15ZM105 259H107V258H105ZM129 259H130V256H129ZM27 260L29 261V258ZM126 260H127V258H126ZM131 260H132V256H131ZM215 260L217 261V259H215ZM230 260L233 263H230ZM18 261H19L18 264H26V263L29 264L30 263V261L28 263V262H26L23 259L14 261V263L15 262H18ZM183 261H184V257H183ZM107 262H109V261H107ZM132 262L134 263L133 260H132ZM132 262L130 264H133ZM165 263H167V261L166 262L164 261L163 264H165ZM218 263H214V264H218ZM237 263H241V262L238 261ZM108 264H112V263L110 262ZM134 264H136V263H134ZM153 264H155V261H154ZM183 264H185V262ZM242 264H251V263H248V262L244 261V259H243Z\"/></svg>",
  "mask_w": 264,
  "mask_h": 264
},
{
  "label": "rangeland",
  "instance_id": "2",
  "mask_svg": "<svg viewBox=\"0 0 264 264\" xmlns=\"http://www.w3.org/2000/svg\"><path fill=\"white\" fill-rule=\"evenodd\" d=\"M24 1V0H23ZM28 1H30V2H28ZM28 1H26V3L28 2V3H30L31 5L30 6H32L33 4H36L37 2H36V0H28ZM65 3L67 2L68 3V1L70 2L71 0H68V1H65V0H63ZM72 1L74 2L73 4H72ZM70 3L72 4L71 6L69 5V6H67V4L65 5L66 6V8H68V10H67V12H66V9H64V10H62L61 9V11H65L64 12V14H65V16H62L60 19H59V17H56V20H57V18L59 19V20H66L65 21V23H64V21L62 22V23H58L56 20H53L52 22H54V21H56V22H54L52 25L50 24L51 23V20L50 19H48L50 22H49V24L48 25H46L47 23L45 22V24H41V22L43 21L44 22V20H46V19H44L43 20V18H42V20L40 19V21H39V17H37L38 18V21H37V23H39V24H41V25H39L40 27H41V30L42 31H44L46 28H47V30L46 31H48V32H50L51 33V31H49L48 29L49 28H53V30L54 29H56V28H58V27H60V29H61V31L59 30V28L58 29H56L54 32H56V31H60L61 32V34H65V31L64 30H67L66 31V34L68 33V34H70V32L68 31V29L70 28H67L66 29V27L68 26V25H66V22L68 23V21L69 20H72L73 21V19H74V25H76L77 23L76 22H78L80 25H76V26H72V27H76V29H78V32L77 33H79L80 32V35L82 34V32L79 30V28L80 29H82V28H84V29H86V27H88L89 29H91V32L93 31V33H92V35L94 36L93 38H90V37H88V39H85L84 38V36L83 35H86V33L87 34H89L88 32H86L85 31V34H82V37L81 38H83V41H85V43H81V44H84V45H87V43L89 42L90 43V45L88 44V46H89V48H91L90 46H93V48H94V51H96L95 50V48L96 49H98L96 52H98V51H100V45H99V43H102L103 45H104V42H105V40H101V32H102V30H104L103 28H100L101 27V25H102V23H100L99 21H97L98 19H96L97 18V16L95 15V14H92V12L93 11H95V10H93V11H88L89 9H91V8H94V6H95V1H98V0H95V1H90V0H85L86 2H88V4L87 5H83V1L84 0H72ZM75 1H77V2H75ZM81 1V2H80ZM146 0H136V2H135V0H134V4H132V7L134 6V9L131 7V6H129V7H131L130 9H129V7H126V6H124V5H122L121 4V6L119 5V7H118V9H117V11L119 12H117V14H119L120 16L123 14V16L122 17H120V23L122 22V25H123V28H124V31L122 32L123 34L124 33H127V32H129L128 30H127V24L126 23H128V22H126L127 20L129 21V20H131L130 21V23H134V22H136V21H138V19H139V22H141V19H142V17L144 16L145 17V15L147 16V17H150L149 19H151L150 21L152 22V25H150L151 24V22H150V24H149V22H148V19L146 18V20H147V22L145 21V24L146 23H148V26L146 27V28H148V27H151V28H153V29H155V30H152V31H156L157 29V34H156V32H154L153 34L156 36V35H159V33H161V35L162 36H159L160 37V40H161V44L163 43V37H164V39L166 38V37H168L169 38V40H167L166 42L167 43H169V45L168 44H165V43H163L162 45H164L165 46V49L163 50V48H162V51H160L161 49H157V47H158V41H159V37L158 36H156V37H158V38H156L155 36V38L158 40V41H155V43H158L157 44V47H154V44L155 43H150L151 44V46H153L155 49L153 50V53H154V51L156 52V50L158 51H160L161 53L163 52V53H165V54H163V56L165 55V57L166 58H168V59H166L167 61H165L164 59H165V57L163 58V57H161V58H159V56H160V54H159V51H158V56H157V54L156 53H154V57L152 56V47H150V45H148V47L150 48L149 49V51H150V53H149V51L148 52H146V50H147V47L145 48L146 50H143L145 53H143V54H145V55H143L144 57L145 56H147L146 55V53H149V57L150 56H152V59H150L149 57H146V63L148 64L147 66H146V64L145 63H143V61L142 62H139V59H140V57H142V56H140L139 55V52L137 51V50H135V49H131L132 47L133 48H135L134 46L135 45H137L138 44V42H137V40L135 41V40H133V42L135 41V45L134 46H131L132 44H131V40H129L130 39V37H132V36H130V37H128V38H126L122 33H121V35H123V38H125L126 40H124L123 38H120V42H121V39H122V42L124 43L122 46L124 47V48H126L127 46H129L128 48H127V51H128V49H129V52H131V51H134V53H135V51H137L136 53L138 54L136 57H139V59H137V61H135L134 59L135 58H133L132 59V57H135V55H134V53L132 52V55L133 56H130L131 54L130 53H127V51H125V49H124V51L127 53H125L124 54V58L126 57L127 59H125V60H128V57L130 58V60L132 59V60H134V63L136 62V64H137V62L138 63H142L143 65L141 66V70H138V69H140V66L139 65H137V66H139L138 68H137V66L135 67V65H134V67L138 70L135 74H137L136 76H139V78L138 79H141L142 80V84H144V83H146L148 80V78L150 79V83L148 84V82L146 83V84H144L145 86V88L148 90V88H150L149 89V91H151V93H149V91H147V90H145L146 92L145 93H143L144 92V90H143V88H142V86H141V84L140 83H138V85H140L141 86V89L143 90H141L140 91V87L137 85H135L137 82H139V81H141V80H138V79H136L135 80V82L133 83V81H134V79L132 78V80H131V77H133V76H131V75H133L134 73H132L131 75H129L130 76V78H129V76H127V71H128V69H127V71H126V68H128V66H130V64L128 65L127 63H129V60L128 61H126V63L125 64H127V66L125 65V64H122L123 66H125L126 68H125V71H124V68H122V65H121V69L123 70V73H126V74H123V73H120L121 75H119V72H117L118 73V75H119V81H117L116 82V84H115V82H113V84H114V86H118V85H120L119 87L121 88V89H125V91H124V89L122 90V91H124V92H127V93H129L130 95H127V99H123V100H125L124 102H126V100L127 101H129V98L130 97H132V99H131V101H132V103L134 102V105H135V107L137 106L138 108L137 109H140V110H136L135 111V108H134V106H132V103H125V105H126V110H125V114H123V115H119L118 116V119L120 118V119H122L121 121H120V123L122 122V124H123V122H124V124L123 125H125L124 126V131H126V133L124 134V132H123V134H124V138L122 139V140H119V141H114L113 143H112V146H109L107 149H102L103 150V153H102V150L100 149V145L98 144V143H96L95 142V144H98V147H97V149H96V147H95V152L94 153H101V154H99V156L100 157H96V159H95V156H93L94 158H93V161H92V163H91V165L89 166V167H91L88 171H93L94 170V174H95V172H96V174H95V177L98 179V183L97 184H99L100 183V181H101V185H100V187L99 188H101V192L99 191V192H95V194L97 195V194H101L102 193V195L100 196V194L98 195V196H100V198L103 196L104 198H102L103 200V206H101V205H99V204H96L95 202H92L91 201V199H90V201H89V198H90V195L92 194L91 192L93 191V190H91V189H89L88 187H87V183H86V181L85 180H87V178L89 177V174H87V176L86 177H84L83 178V180H82V185H81V178L80 177H82V176H80L79 178H80V180H79V178L78 179H76L72 174V176L73 177H70L69 176V174L67 175V173H66V171L64 172V170L65 169H69V168H71L72 167V169L74 170V168H73V163H74V166H76V163H75V159L77 158L76 156H75V158H74V160H72V152L70 151V149L68 150V152H67V145H71L72 143H70V141L72 140V139H69V136H68V138H67V136L66 137H64V139L62 138V134H61V132L65 135V132L64 131H60V134L58 133V132H56V131H54L53 132V130L55 129V124H56V122H54V125H53V122H52V126H51V128H52V131H50V132H53V134H54V138H55V141H56V139H57V144L54 146L53 145V134H50V137L52 138V140L49 138V136H48V139H50L51 141V143H48V145H49V147L47 146V149H48V151L46 150V153L47 152H49L50 150H51V153L53 152V151H55L56 152V150H57V152H58V150H59V153L61 154V152L64 150L65 152H66V154H68V155H71V156H69V157H71V163H72V161H73V163H72V165L70 164V161L68 162V158L66 159V157H68V155L66 156V154L64 153V151L62 152V154L60 155L59 153H56V155H58V156H55V158L56 157H58V162H57V160L54 162V163H51V165H50V160H51V162H52V156H51V159H49V157L50 156H48V154H47V156H48V159H49V162H47V164H46V161H45V157H47V156H45L44 157V159H42L43 161H42V163L44 164V166L42 165V163L40 162V164L42 165V167L43 168H39V170H38V166H36V168L34 169V170H32L33 168H30V169H28V170H26V168H28V164H27V160H26V154L28 155H32V153H33V151L35 152V150L37 149V147H40L39 145H38V143H37V145H36V143L34 144V142H32V141H30V140H28V139H25L26 140V142H27V140H28V142H29V144H28V148L27 149H29V151H27V150H25L24 152H25V155H23L24 154V152L23 153H21V155H22V158L20 157V156H18V154H17V156L18 157H16V154L15 155H13V157L15 156L16 157V160L14 159V160H11L10 159V161H9V159H8V161L9 162H11V164H12V166L11 165H9V162L8 161H4V159L5 158H7V156L5 155V153L3 152V154L5 155V156H0V180L2 181V183L0 184V185H3V188H2V186H1V191H0V194H2V192H4V194L6 193L5 192V190L7 191V193H8V191L9 190H11V191H9V193H10V196L9 197H7L8 199L10 198H12L13 196V198H14V202L15 203H17L18 204V201H19V203H22V202H24V203H22L23 205H21L22 206V210H23V208H25V210H27L28 212H29V209L32 207L33 209H34V212H33V214L35 213V212H38V213H36V215L34 214V216L33 217H30V220L28 219L29 218V216H27L26 214H23L24 215V217H25V215H26V217H28V218H26L27 219V221L29 220L30 221V224L32 225H30L29 224V222L27 223V221H24L23 220V218H22V222L24 221L25 223H26V225L24 224H22V227H23V229H20V231H22L23 233H25V235H23V233L22 234H20L21 236H22V244H21V246H24V248H22L21 246H20V250H21V248H22V251L21 252H17L16 250L14 251V255H13V253H12V258H9L8 257V254H7V251L8 250H6V252L4 251L6 248H4L3 249V247L4 246H1L0 245V247H2V248H0V264H18L19 263V261L18 262H15L14 263V261H17V260H21V259H23V260H27L28 258H29V261H30V263H29V261L27 260L26 262H28L29 264H66L65 262H64V260L62 259V254H63V250H61L62 248H61V244H60V239H61V237H62V235H63V233H64V230H65V227H66V225L68 226V228L69 229H71L70 231H74V229L76 230V231H74L75 232V234H74V232H72L76 237H75V242L76 243H82V241L84 240L83 239V237H84V234H85V236H86V234H88L89 233V228H90V230H91V232L90 233H92V237H91V239L90 238H88L87 236H86V238H88V239H90L91 240V242H90V244L89 245H86V244H81V245H83V246H86V249L91 253V255H92V258H91V260H92V262L91 263H94L95 262V259L96 258H100V259H102V257L104 258V259H102V261L101 262H103L104 264H108V263H112V264H116V263H113L112 261V258L115 256H117L116 258H124L125 257V262H127L128 263V260L129 261H131L132 262V260L134 261V263H136V264H153L154 263V261H155V264H163L164 263V261L166 262L167 261V263H165V264H169L168 262H170V260H169V256H171V254H172V252L176 249L177 251L175 252V253H179L180 251V256L182 255V258H181V260H182V262L184 263L185 262V264H214V263H218V264H229V257H231V255L233 256L235 253L237 254L235 257H232V261H233V258L235 259V264H242V261H243V259H244V261H246V262H248V263H254L256 260H257V258L256 257H252L250 254L248 255V256H246V255H244L242 252H246V250H244V251H242V247L240 246L241 245V241H238L236 238H238L239 236L241 237V236H243V238H248V240H247V242L249 241V239L251 240V237H252V239L259 233L258 231H260V229L262 230V228H264V170H263V172L261 171L262 169H264V165H261V164H263L264 163V149H261V147H262V145L261 144H263V143H261L260 142V140H258V139H256L255 138V140H254V137H253V139H251L250 138V134H248L249 132H245V130H240V128L238 127L236 130H237V133H239V135H240V138H241V140H243V143H245V144H243V145H252L251 147H255L256 148V152L254 153V155H257V156H255L254 157V159H255V161H259V162H257L258 163V165L257 166H260V167H262V169H260V171L262 172V174L259 172V176H258V174H256L257 172H256V170H252V168L254 169L255 168V166L254 167H251V168H247V165H246V163L245 162H243L242 160H244V159H241V154H232L231 156H232V159H233V161L234 162H232V165L234 166V172H233V170H232V172H226V171H224L222 168H220V167H217L216 169H215V171L217 172V173H219L220 175L219 176H221V178H223V181H227L228 183H231L232 184V182H234L235 180L234 179H236L237 180V178L236 177H239V174H240V176L241 175H244L243 173H246L247 172V169L248 170H252V171H254V177L253 178H256V183H261V186L259 187V193H257V196L258 197H260V195L262 194V196H261V198H260V200L259 201H255V203L253 202V203H249L251 206H249V204H248V208L246 207L245 209H247V211L246 210H244V213L243 212H240L239 210H237V207L238 206H234V207H232V208H234V209H236V211L235 212H233V215H232V217H233V219H234V221L236 222V224H235V227L234 228H231V229H229L230 231H228V233H227V235L225 234V231H226V229L228 228V227H226V224H225V221H223V212H221L220 211V209H221V206H220V208H219V205H218V203H219V200H217V201H215V203L213 204V202H214V200L216 199H214V198H210V197H208V196H203V195H205V193H204V186L206 185L205 183L206 182H204V185H203V183H201L202 184V186H203V188H201L200 189V191H199V189H198V186L196 185V184H194V186L196 185V189L194 188V186H193V188L192 189H189V188H187L185 185H184V183H183V178H182V176L180 177V176H177V175H181L180 174V169L184 166V164H185V162L183 161V158L184 157H182V159L180 158V160L179 161H182V163H179V161H177V159H179V156L181 157V156H183V154L185 153V161H186V163L187 164H190V163H192V162H196L195 160H197L196 158H193L192 157V155L193 156H195L197 153H195L196 151H194V149H195V147H196V143H195V147H192V146H194V141L192 140V138H190L191 136L189 135V133H186L187 132V127H186V125L184 124L185 122L188 124V126L190 127L191 126V123H190V121H191V119L189 118L190 116H189V114H188V112L186 111H183V112H181V113H184V116H185V118H186V120H185V122H184V120H182L181 119V117H179V116H177L176 117V113L178 112V115L180 114V116H181V113L179 112V111H176L177 109H176V105H175V101H176V98H174V96L176 97V95L177 94H175L176 92H178L177 90L179 89V87H178V84H177V82L175 83V84H177V86L175 85V87H177V88H175V90H174V88H172L171 89V87L172 86H174V81H173V79L175 78L176 79V77L174 76V78L172 79V77H173V74L172 73H174V75H175V73H177L178 71L180 72L182 69V67L184 68L185 67V64H184V66H182L181 67V63H182V59L184 58L185 60H183V61H186V57H187V53H189V55H191L192 54V52H191V54H190V50H189V48L191 49V47H186V48H188V52L187 51H184V49H186L185 47L184 48H181V41L184 39L183 37H181V34H183L182 32H181V30H178V29H180V28H184V25H185V23L187 24V21L189 22V20L191 19V18H189V20H187V21H185L184 20V18L183 17H181L180 18V16H182V14L186 11H184L183 12V7L185 6L186 7V5L187 4H184V3H186V1L185 0H165V2L164 3H166V4H163V3H161L160 1H158L156 4L158 5L159 3H161V5L159 4V7H157V5L154 3L153 4V8L151 9V10H153L154 9V7H156L155 9H157L158 10V12H156L155 10H153V11H155V13L157 14V13H159V18H156L157 16H155L154 17V14L152 13V14H150V12H148L147 13V11H149L148 9H147V11H146V14H144V10H142V9H144L143 7H144V5H145V2ZM152 2H153V0H151ZM150 0H148V2H151ZM154 1H157V0H154ZM163 1V0H162ZM175 1V2H174ZM41 4L43 5V6H46V5H44V3H43V1L41 0ZM79 2V3H78ZM93 2V3H92ZM130 2H132V0L130 1ZM183 2V4H182V6H180V4ZM38 3H39V5L40 6H38V8L40 9V7H41V4H40V0H38ZM58 3V2H57ZM60 3V2H59ZM58 3V4H59ZM63 3V2H62ZM69 3V4H70ZM90 3H91V5H90ZM100 3V2H99ZM168 3V4H167ZM57 4V5H58ZM74 4H75V7H74ZM85 4V3H84ZM94 4V5H93ZM102 3H100V5H101ZM146 4H147V2H146ZM149 4V3H148ZM151 4V3H150ZM174 4V5H173ZM256 4H260L259 2H254V6L256 5ZM37 5V4H36ZM62 5V4H61ZM78 7H77V6ZM97 5V4H96ZM131 5V4H130ZM155 5V6H154ZM168 5V6H167ZM172 5V6H171ZM250 5V4H249ZM244 6V8L246 9V7L247 8H249L250 6ZM252 5H253V3H252ZM251 5V6H252ZM257 5V6H258ZM54 6H55V4H54ZM64 6V5H63ZM73 6V7H72ZM87 6L89 7V8H87ZM93 6V7H92ZM140 6V7H139ZM143 6V7H142ZM146 6V5H145ZM150 6V5H149ZM170 6V7H169ZM174 6H176V8L174 7ZM178 6V7H177ZM180 6V7H179ZM72 7V9H71V12H69V9ZM86 7V8H85ZM95 7H97V6H95ZM100 8H102L101 6H99ZM98 7V8H99ZM122 7V8H121ZM163 7V8H162ZM166 7H168V8H170V9H168V13L170 12L171 13V16H170V14L168 15V13H167V8ZM188 7V6H187ZM187 7H186V9H187ZM77 8V9H76ZM99 8V9H100ZM137 8V9H136ZM151 8V7H150ZM149 8V9H150ZM159 8H160V10H159ZM165 8H166V10H165ZM175 8V9H174ZM180 8V9H179ZM243 8V9H244ZM44 9V8H43ZM42 9V10H43ZM47 9V7L44 9L45 10V12L43 13V15L41 16V17H45L44 16V14H46L48 11L46 10ZM57 9H59V7L57 8ZM75 10V13L73 14L72 12ZM95 9V8H94ZM164 9V10H163ZM189 9V8H188ZM73 10V11H72ZM142 10V11H141ZM146 10V9H145ZM170 10V11H169ZM172 10H173V12H172ZM175 10V11H174ZM179 10H180V12H179ZM47 11V12H46ZM60 11V10H59ZM135 11V12H134ZM163 11V12H162ZM178 11V12H177ZM87 12V13H86ZM71 13V14H70ZM88 13H90V14H88ZM94 13H96V12H94ZM140 13V15H142V13L144 14L142 17L139 15L138 16V14ZM175 13H176V15H175ZM179 13V14H178ZM186 13V12H185ZM50 13H48V15H49ZM53 14V13H52ZM62 15V12L61 13H59V15ZM125 14V15H124ZM155 14V15H156ZM160 14H162V18H161V22H159L160 21V17H161V15ZM181 14V15H180ZM188 14V13H187ZM51 15V14H50ZM49 15V16H50ZM59 15H51L50 16V18L52 17V16H59ZM70 15V16H69ZM90 15V17L92 18V19H94L95 21H93V20H91V18H88V17H86V16H89ZM93 15H95V16H93ZM150 15V16H149ZM151 15H153V16H151ZM166 15V16H165ZM180 15V16H179ZM126 16L128 17V18H126ZM131 16V17H130ZM170 17V18H168V20H166L167 18L166 17ZM47 17V16H46ZM45 17V18H46ZM53 17V18H54ZM94 17V18H93ZM152 17H154V18H152ZM185 17V16H184ZM122 18H126L124 21H122ZM135 19V21H134V19ZM138 18V19H137ZM180 18V19H179ZM85 19V20H84ZM152 19H154V21H152ZM159 20V21H157V20ZM162 19H164L165 21H163ZM171 19V20H170ZM186 19H187V17H186ZM194 19H197V18H194ZM246 18L244 17V18H242V22H245L246 23V21H244ZM79 20V21H78ZM100 21H101V18L99 19ZM155 20H156V22H158V23H154L155 22ZM181 20H183V21H181ZM47 21V20H46ZM71 21V23L73 24V22ZM134 21V22H133ZM184 21H185V23H184ZM193 21V20H192ZM98 22V23H97ZM126 22V23H125ZM184 24H183V23ZM76 23V24H75ZM99 23H100V27H98L99 26ZM124 23V24H123ZM130 23H129V25H130ZM182 23V24H181ZM65 24V25H64ZM126 24V25H125ZM155 24H160L159 26L161 27H159V26H157V25H155ZM168 24V25H167ZM58 25V26H57ZM60 25V26H59ZM63 25H64V27H63ZM87 25V26H86ZM91 25V27H89V26ZM96 25H98V26H96ZM147 25V24H146ZM145 25V26H146ZM163 26V29H164V31H165V33H166V35L164 34V32H163V29H162V26ZM183 25V26H182ZM38 26V25H37ZM70 26V25H69ZM164 26H165V28H164ZM166 26H167V28H168V30L166 29ZM181 26V27H180ZM187 26V25H186ZM92 27H93V29L95 30V29H97V31H99V32H97V34L96 33H94V30L92 29ZM95 27V28H94ZM100 28L99 30H98V28ZM103 27V26H102ZM113 27H115V26H112V30L110 29V31L108 32V30H105V32H106V37L108 38V41L109 40H111V39H113L112 40V42L111 41H109V42H111V43H109V46L110 47H113L114 46V38H111V37H113L116 33H115V30H114V32H113ZM171 27V28H170ZM188 27H189V25H188ZM188 27H186V29L188 28ZM262 28H263V30H264V26H261ZM87 28V29H88ZM146 28H142L143 30H145ZM36 29V33L38 34V33H40L41 34V32L42 31H40L39 29H37V27L35 28ZM125 29L127 30L126 32H125ZM141 28H139V29H136V31L135 32H133V35L136 33V35L137 34H139V33H142V31H139ZM141 29V30H142ZM149 29V28H148ZM148 29H146V30H148ZM161 29V30H160ZM185 29V28H184ZM183 29V30H184ZM70 30H74V28L73 29H71L70 28ZM101 30V31H100ZM145 30V34H146V38H147V35H149V34H147V33H149L150 32V29L148 30V32ZM176 30H178V31H180L181 32V34L180 33H177L176 32ZM46 31H44L45 33H47L48 34V32H46ZM76 31V30H75ZM83 31V30H82ZM117 31V30H116ZM138 31V32H137ZM152 31L150 32V35H149V37H151L150 39V41H152V39H153V35L151 34L152 33ZM64 32V33H63ZM74 32V31H73ZM84 32V31H83ZM118 32V31H117ZM168 32H170V34L168 35ZM171 32L173 33V35H174V32L176 33L175 35H176V39H177V42L178 41H180V42H174V43H176V44H178V45H176V44H174V45H176L178 48L177 49H175L176 47H174V45H173V43H172V37H175V36H173L172 34H171ZM43 33V32H42ZM76 33V32H75ZM115 33V34H114ZM143 33H144V31H143ZM44 34V33H43ZM42 34V35H43ZM91 34V33H90ZM119 33H117V35H118ZM131 35L130 34V32L129 33H127V35ZM180 34V35H179ZM39 35V34H38ZM100 35V36H99ZM120 35V36H121ZM135 35V36H136ZM177 35H178V38H177ZM90 36V35H89ZM97 36V37H96ZM166 36V37H165ZM184 36V35H183ZM185 36L187 37V35L185 34ZM43 37L45 38L46 37V34H44L43 35ZM92 37V36H91ZM101 37V38H100ZM116 37V36H115ZM118 37V36H117ZM122 37V36H121ZM139 37L140 36H136V38H138L139 39ZM141 37H143V39H145L146 40V38H144L145 36H144V34L141 36ZM141 37H140V39H141ZM148 37V38H149ZM183 38L182 40H181V38ZM216 37H218V36H216ZM98 40H96V39ZM135 38V39H136ZM167 38V39H168ZM180 38V39H179ZM202 37H196V39L195 40H197V43H195V45H197V46H195V48L196 49H194L193 48V46H192V49H194V51H197V52H199V51H201V54L199 55L198 53V55L196 54V53H194V54H196L197 56H198V61L200 60V63H202V61L204 62L205 60H202L201 58L199 59V56H201L204 52V54H203V56H202V58H207L208 60H209V58L208 57H210V58H212L213 56H214V54L216 55V56H219L218 55V51L217 52H215L214 54H213V52H212V50L213 51H215V50H217V49H215V48H212V47H214V46H212V45H210V43L212 44V42H214L213 44H215V42H216V45H217V43H220L219 42V40H220V38L218 37V39L217 38H215L213 41H211L210 43H208V41H206V39H203V40H205V41H203L202 39H201ZM100 39V40H99ZM103 39V38H102ZM132 39V38H131ZM134 39V38H133ZM155 39V40H156ZM179 39V40H178ZM129 40V44H128V41ZM149 40V39H148ZM166 40V39H165ZM185 40H187V42H190V41H188V40H190V39H184V41ZM95 41V42H94ZM102 41V42H101ZM175 41V40H174ZM17 42H19V40L17 41ZM99 42V43H98ZM125 42H127V45H126V43ZM132 42V43H133ZM141 42V43H140ZM140 44H141V46H142V44L144 45V44H148V42L149 41H146L145 43H143L144 42V40H140ZM154 42V41H153ZM165 42V41H164ZM186 42V41H185ZM193 42H195V41H192L191 40V42L190 43H193ZM106 44H107V41L105 42ZM95 44H97V45H99V46H96ZM224 44H226V42H224L223 41V43L222 44H220V46H217L218 48H221ZM95 45V46H94ZM121 45V44H120ZM168 45V46H167ZM219 45V44H218ZM222 45V46H221ZM105 46V45H104ZM140 46V45H139ZM156 46V45H155ZM171 46H173V47H171ZM212 46V47H211ZM69 47H70V45H69ZM75 48H78V46L76 47V46H74ZM97 47H99V48H97ZM101 47H102V45H101ZM145 47V46H144ZM143 47V48H144ZM163 47V46H162ZM167 47V48H166ZM216 47V46H215ZM75 48H72V49H70V51H72L73 49L74 50H80V48H78V49H75ZM93 48H92V50H93ZM105 48V47H104ZM106 48H108V45L106 46ZM105 48V49H106ZM120 48H121V46H120ZM118 49V50H121V49ZM136 48H138V47H136ZM140 48V47H139ZM138 48V49H139ZM142 48V47H141ZM200 48V49H199ZM202 48V49H201ZM209 48H211V49H209ZM29 49V48H28ZM62 49V48H61ZM102 49V48H101ZM168 49H170V50H168ZM191 49V51H193ZM207 49H209V51H207ZM215 49V50H214ZM76 51V53H77V55H76V57L77 58H79L80 56H82L83 54V52L82 51ZM141 51H142V49H140ZM176 50H178L180 53H178V51L176 52ZM182 50V51H181ZM204 50V52H202ZM32 51H34V50H32V49H29V50H26L25 52H32ZM61 52V53H59V54H61V55H55V53H58V52ZM59 51H52L53 52V54L55 55V57H54V60H56V61H64V60H66V61H69V59L72 57L71 56V54L73 55L74 53H75V51L73 52V53H71L70 51L68 52V46H65L63 49H62V51L61 50H59ZM165 51H167V52H165ZM169 51H170V53H169ZM207 51V52H206ZM80 52V54L78 55V53ZM120 51H118V52H116L117 54L119 53ZM123 52V51H122ZM181 52L182 53H184V54H181ZM187 52V53H186ZM212 52V54H213V56H212V54H210V53ZM68 53H71V54H68ZM75 53V54H76ZM135 53V54H136ZM142 53V52H141ZM178 53V54H177ZM200 53V52H199ZM217 53V54H216ZM123 54V53H122ZM128 54H129V56H128ZM155 54H156V56L158 57V59L160 60H162V62H164L165 64H166V67H165V69L167 68V70L169 69L170 70V72H169V70L167 71L166 70V72H165V75H168V81H169V84L171 83V81H172V84H171V86L169 87V85H168V82H167V80H166V84H163V82L161 81V79H162V77H161V79H160V77L159 78H156L157 77V75H158V71L159 72H161L160 74L161 75H163L164 74V64L162 63V67H160V65H159V69L160 70H157V66H158V64L157 63H159V61H157V57L155 56ZM168 54H169V56H168ZM65 55H68V57L66 56V57H62V56H65ZM119 55V56H118ZM118 55H116V56H118V58L120 59V62L121 61H123V59H122V56L120 57V55L121 54H118ZM162 55V54H161ZM186 55V57H183V56H185ZM211 55V56H210ZM57 56V57H56ZM61 56V57H60ZM70 56V57H69ZM128 56V57H127ZM168 56V57H167ZM178 56V57H177ZM183 57V58H182ZM65 58V59H64ZM143 58V57H142ZM147 58L148 59H150L151 60V62L149 61V60H147ZM178 58H179V60H180V58H182L180 61L178 60ZM57 59H59V60H57ZM145 59V58H144ZM153 59H155V61L153 60ZM142 60V59H141ZM140 60V61H141ZM153 60V61H152ZM160 60V61H161ZM56 61H54V63L56 62ZM116 61H117V64L120 66V64H119V62H118V59H116ZM156 61H157V63H156ZM178 61V62H177ZM125 62V61H124ZM152 62L154 63V64H152ZM58 64L60 63V62H57ZM57 63H55L56 65H58ZM178 64V65H176V64ZM184 63V62H183ZM182 63V64H183ZM186 63V62H185ZM150 64H152V65H155V67H156V69H155V71L157 70V72L156 73H154V75L156 76H154L156 79H160L159 81L157 80V82H159V84L160 85H162V86H166V90H168L167 92H166V90L164 91V93L166 92V96H167V98L169 97V98H171V99H166L167 101H164V98L166 97V96H163L162 94H164V93H162V91H161V86L159 85V87H158V83L156 84V80H154V82L155 83H153L152 81H153V79H155V78H153L152 79V77H153V75H152V73L153 72H155V71H153L154 69H153V67H152V65H150ZM156 64H157V66H156ZM167 64H169V65H167ZM152 67H150V66ZM59 66H60V64H59ZM118 66V67H119ZM132 67H133V62H132V65H131ZM130 66V67H131ZM146 66V67H145ZM150 68H149V67ZM142 67H144L143 69H142ZM148 67V68H147ZM169 67V68H168ZM179 67H181V68H179ZM171 68V69H170ZM177 68H178V71H176L177 70ZM233 67H232V65L231 64H227L225 67H222V68H218V70H221V71H219L220 72V77L221 76H223L222 78H224L225 80H230V79H232V74H233V69H232ZM118 69H120V67L118 68ZM118 69H117V71H118ZM132 69H134V68H131L130 70L132 71V72H134V70H132ZM135 69V70H136ZM149 69H150V71H149ZM163 69V70H162ZM180 69V70H179ZM128 71V73L129 72H131V71ZM142 70H144V72L142 71ZM174 70H175V72H174ZM140 71H141V73H140ZM153 71V72H152ZM178 72V73H179ZM190 72V71H189ZM142 73H144L143 75H142V77H141V74ZM148 73H150L151 74V77H149L150 75L148 74ZM169 73L172 75H169ZM177 73V74H178ZM191 73L193 74V70L189 73L190 75H191ZM130 74V73H129ZM135 74H134V76H135ZM145 74H147V75H145ZM160 74H159V76H160ZM124 75V76H123ZM149 75V76H148ZM136 76H135V78H136ZM148 77V78H147ZM170 77H171V79H170ZM227 78V79H226ZM147 80V81H145V80ZM163 79H164V75H163ZM143 80H144V83H143ZM152 80V81H151ZM177 80V79H176ZM160 81L162 82V83H160ZM246 82V81H245ZM244 82V83H245ZM68 83V82H67ZM165 83V82H164ZM112 84V85H113ZM198 84V83H197ZM245 84H247V82L245 83ZM146 85H147V87H146ZM149 85H150V87H149ZM157 85V86H156ZM122 86V87H121ZM136 86V87H135ZM171 89V90H169V88ZM224 86V85H223ZM119 87L117 88V90L119 89ZM138 87V88H137ZM153 87V88H152ZM246 87V86H245ZM144 88V89H145ZM156 88H158V89H160L159 91H161V93L159 94V95H162V97H163V99H162V97L161 96H159L158 94H157V92L159 93V91L156 89ZM197 88V87H196ZM248 88H250V86H248ZM165 88H163V90H164ZM177 89V90H176ZM154 90H157V92H155ZM180 90V89H179ZM248 89H247V87H246V89H245V91H247ZM175 91V92H174ZM181 91V90H180ZM244 91V93H243V96H242V101H243V103H245V102H247L249 99H250V94H251V92L248 90L247 92H245ZM121 92V91H120ZM139 92H141V93H139ZM119 92L117 91V94H118ZM122 93V92H121ZM147 93H149V94H151L150 95V97L148 96L149 94H147ZM152 93H154V95H157V96H159V98H157V96H154V95H152ZM181 93V92H180ZM179 93V94H180ZM249 93V94H248ZM123 94V95H122ZM121 94V97L122 96H124V93H122ZM139 94H141L140 96H139ZM142 94H147V96L146 95H143L142 96ZM169 94V95H168ZM173 94H175V95H173ZM119 96H120V93L118 94ZM173 95V96H172ZM249 95V96H248ZM125 96H126V94H125ZM142 96V97H141ZM157 98V99H154L153 101H155V103L157 104V107H158V109H159V106H161V108L159 109V110H161V112H163V117L161 118L162 119V123H161V119H159L160 120V124H161V127H162V130H161V127L160 128H158V126H160L159 125V120H157L156 119V117H155V115H154V109L153 108H155V106H153V101L151 100V98ZM124 98V97H123ZM140 98V99H139ZM144 98V99H143ZM146 98H150V100L149 99H147V101H146ZM64 99V98H63ZM63 99H62V101H63ZM66 99V98H65ZM64 99V100H65ZM247 99V100H246ZM67 100V99H66ZM148 100L150 101V103H151V106H153L152 107V109H150V104H145V105H148L149 106V109L147 108L148 106H146V109H148V111L147 110H145V105L143 104V103H149L148 102ZM158 100V101H157ZM164 102H163V101ZM130 101V102H131ZM141 101H143V102H141ZM159 101H162V102H159ZM137 102V103H136ZM158 102L160 103V104H158ZM166 102V103H165ZM64 103V102H63ZM165 103V104H164ZM173 103V104H172ZM155 104V105H156ZM172 104V105H171ZM129 105V106H128ZM139 105V106H138ZM175 105V106H174ZM165 106V107H164ZM129 107V108H128ZM157 107H156V110H157ZM134 108V109H133ZM163 108V109H162ZM127 109L129 110L128 111V114H127ZM164 110H166V112L164 111ZM171 110H173V111H171ZM1 111H3V110H1ZM0 111V112H1ZM135 111V112H134ZM140 111V112H139ZM149 112L148 114H149V116H147L146 115V113L145 112ZM151 111V112H150ZM236 110H234V111H232V114H233V116H235V114L237 115V113H238V111H237V113L235 112ZM5 112V110L3 111V113ZM136 112H138V113H136ZM153 112V115L151 114ZM165 112V113H164ZM7 113H9L8 115H10L12 112L10 111V112H8L7 111ZM135 115H134V114ZM141 113V114H140ZM169 114V116H168V114ZM4 114H6V113H4ZM3 114V115H4ZM67 114H68V112H67ZM140 115V116H138V115ZM165 114V115H164ZM167 114V115H166ZM3 115H2V112L0 113V124L1 125H3V127L0 125V128L3 130H5V126L7 127V125L9 126V124H7L6 122H4V120L6 121V119L5 118H3V120H2V117H3ZM142 115V116H141ZM146 115V116H145ZM150 115H152L153 117H154V119L152 118V116H151V118H150ZM68 116V115H67ZM122 116V117H121ZM124 116V117H123ZM144 116V118H142ZM165 116H167V118L169 119H166V117ZM183 116V117H184ZM187 116H188V118H187ZM4 117H6L7 118V115L6 116H4ZM136 117L137 118H141L140 120H138V119H136ZM147 117H149L150 118V120H149V118L148 119H146ZM171 117H172V119H171ZM176 117V118H175ZM182 117V118H183ZM236 117V116H235ZM31 118V117H30ZM36 118H38V119H36ZM39 118L40 117H35L34 118V116L32 117V119H29V120H33V121H28V118H27V120H23L24 122L23 123H30L31 125L32 124H34L35 126H42V128H46V127H48L47 129H50V124H49V126L48 125H46V126H44L45 124H44V119L42 120V119H40L39 120ZM178 118H180L181 120H182V122H180L181 124L183 123V125H185L184 127H186V131L184 132V137H182V132H183V128L181 127V126H183V125H181V126H179V123H178V126L182 129V131H181V133L180 132H178L179 130H178V128H175V126L173 127V123L175 124V122H177L176 121V119H178ZM36 121H35V120ZM175 120V122H174V120ZM179 119V120H180ZM138 120V121H137ZM154 121L153 122V124H152V121ZM155 120H157V122H155ZM179 120H178V122H179ZM9 120H7V122H8ZM18 121H20V120H18ZM25 121H28V122H25ZM73 121L74 122H76L77 120L76 119H73ZM137 121V122H136ZM146 121H148V125H149V128L147 129L148 131H147V133L146 132H144L145 130H146V127H147V125H146ZM149 121L151 122L150 124H149ZM46 122H47V120H46ZM63 122V124L62 123H60L61 125H63V126H65V124H64V121H62ZM141 122V125H142V128H143V130L140 128L141 127V125L138 127L137 125H139V123ZM143 122V123H142ZM192 122V121H191ZM6 123V124H5ZM10 123H11V121H10ZM42 123V124H41ZM51 123V122H50ZM155 123V124H154ZM158 123V124H157ZM47 124V123H46ZM158 126H157V125ZM11 125V124H10ZM146 125V126H145ZM154 125H155V127H154ZM20 126V125H19ZM35 126H33V127H35ZM152 126V127H151ZM150 127H151V129H150ZM154 127V128H153ZM9 128H11V126H9ZM43 129L44 131H46V129ZM166 128V129H165ZM175 128V129H174ZM0 129V134H2L1 133V130ZM81 129L83 130V132H81ZM139 129H140V131L143 133L142 134V136H141V134L139 133ZM150 129V130H149ZM156 129L158 130V131H160L161 130V132H159V133H161V137L159 138V134H158V132H156ZM160 129V130H159ZM163 129H165V131L163 132ZM9 129L8 128H6V130L5 131H2L3 132V134H2V136L5 134V136L7 137V135L9 136V134H10V131L9 132H7L6 133V131H8ZM13 129L11 128V131H12ZM20 130V129H19ZM19 130H17V131H12L11 132V134H17L16 135V137H14V138H18V135H19V138L20 137H24V135H23V133L20 131V132H18ZM39 131H43V130H41V127H40V129H38ZM84 130H85V132L89 135V133H88V131H87V129L86 128H80V132L81 133H85L84 132ZM167 130V131H166ZM184 130H185V128H184ZM77 131H79V130H77ZM75 132L73 135H74V139L76 140V141H71V142H73V144H75V146L72 144V151L73 150H75L74 149V147H76V145H78V144H76V143H78L79 142V145L81 146V144H82V146H83V149H84V151H85V153L86 154H88L87 153V149H88V144H89V141H90V138H91V136L88 138L87 137V135H86V133H85V135H86V137H87V141H88V139H89V141H88V143H87V149H86V140H84L83 138H82V136H84V135H81V133L80 132ZM155 131V132H154ZM244 131V132H243ZM5 132V133H4ZM15 132V133H14ZM47 132H49V130L47 131ZM49 132V133H50ZM55 132H56V134L58 135V138H57V135L55 134ZM152 132V133H151ZM167 132L169 133V134H167ZM9 133V134H8ZM38 133V132H37ZM45 133V132H44ZM44 133H42V136L44 135L45 136V134ZM48 133V134H49ZM11 134H10V138L12 137L11 136ZM22 134V135H21ZM40 134V133H39ZM123 134H122V136H123ZM144 134H146V135H144ZM149 134V135H148ZM152 134H153V137H152ZM157 134H158V137H157ZM165 134V135H164ZM181 134V135H180ZM15 135H13V136H15ZM47 135V134H46ZM63 135V136H64ZM150 135H151V137H150ZM168 135H170L169 137H168V140H169V138L171 137V135H172V137H171V139L173 140H171L170 139V143H171V146H172V149H171V147L169 146V144H168V140H165V139H163V137H165L166 136V139H167V136ZM175 137H177V139H183L182 140V142H184V138H185V144H186V146H185V144H184V146H185V151L183 152V151H181V149L178 147V143L180 142H178V143H175V141H174V136ZM186 135H188V137L186 136ZM142 137V139H141V137ZM147 136H149L150 137V139H148L149 137H147ZM178 136H179V138H178ZM80 137V139L82 140V141H84L83 143L78 139ZM115 137H117L116 135H115ZM139 137H140V139H141V141L143 140V142H139ZM147 137V138H146ZM182 137V138H181ZM2 138H4V137H2ZM61 138V139H60ZM71 138V137H70ZM72 138H73V136H72ZM84 138H85V136H84ZM5 139V138H4ZM67 139V140H66ZM155 139V140H154ZM156 139H157V142H156ZM0 140H1V135H0ZM68 140H70L69 142H68ZM91 140H93L92 138H91ZM163 140H165L166 141V144H164L165 145V147H163V144H162V142H163ZM176 140V139H175ZM59 141H60V145H62V147H61V149L62 150H60V147L58 146V144H59ZM63 141V142H62ZM27 142V143H28ZM61 142H62V144H61ZM68 142V143H67ZM81 142V143H80ZM92 142H94V141H92ZM147 142V143H146ZM64 143H65V145H66V150H65V146H64ZM139 143H145V146H146V149H147V147H148V150L146 151L147 152V154H148V157H147V159H149V161L151 160L152 162L154 161H156L155 162V164H152L151 162H150V167H148L147 168V171H148V169L151 171V169H152V172L151 173H148L149 174V176H151V179H153L154 177H158L157 179H160V180H162V182H163V179H164V183L166 184L165 186H164V183H162L160 180H158V184H155V185H157V187L158 188H155V186L153 185V183L152 182H150V178L148 179V174L146 173V170H144V164H145V162H147L145 165L147 166H149V161H145L144 162V160L146 159V152H145V154H144V156L142 157L143 158V162L141 161L142 159H141V153H140V151H141V147H143V146H140L139 145ZM151 143L153 144L152 146H151ZM160 143V144H159ZM165 143V142H164ZM13 144V143H12ZM12 144L10 145L9 143H8V145L10 146L9 147V149H11L12 148ZM51 144H52V147H54V149H56V147H57V149L56 150H52V147H51ZM180 144H182V143H180ZM0 145H3L4 146V144L2 143V144H0ZM7 145V146H8ZM35 145H36V147H35ZM77 146L78 147V150H79V147L80 146ZM85 145V146H84ZM156 147H155V146ZM168 146V149H167V146ZM219 145H222V144H219ZM224 145V144H223ZM225 145H226V143H225ZM256 145H258L257 147H256ZM260 145V146H259ZM3 146H2V150L4 151L5 149H7V147L5 146V149H3ZM30 146V147H29ZM74 146V147H73ZM82 146H81V149H82ZM90 146H91V144H90ZM90 146H89V149H90ZM93 146H94V143H93ZM150 146V147H149ZM34 147H35V150H34ZM77 147H76V149H77ZM157 147H159V149H157ZM182 147V146H181ZM220 147V146H219ZM218 147V148H219ZM259 147H260V149H259ZM264 147V146H263ZM88 149V150H89ZM91 149H92V147H91ZM90 149V150H91ZM143 149H144V151L146 150L145 149V147H143ZM143 149H142V151H143ZM167 149V150H166ZM171 149V150H170ZM182 149H184V147H182ZM259 149V150H258ZM78 150H75V152L77 151L78 152ZM90 150L88 151L89 152V154L88 155H90ZM97 150H98V152H97ZM152 150V151H151ZM169 150V152H167ZM174 150V151H173ZM196 150V149H195ZM69 151L71 152V154H69ZM1 153H2V151H0ZM22 152V151H21ZM75 152H73V153H75ZM92 152V153H93ZM158 152V153H157ZM170 152H172V154L170 153ZM197 152H199V150L197 149ZM8 153H9V151H8ZM14 153H15V151H14ZM45 153V154H46ZM81 153H83V151L81 150L80 151V153L78 154V160H80L79 159V155L81 154ZM10 154V153H9ZM52 154H54V153H52ZM65 154V155H64ZM85 154V155H86ZM143 154V153H142ZM151 154H154L153 156L151 155ZM157 154H158V156H157ZM172 155V157H173V155L175 156V158H176V161H177V164H175V161H172V159L173 158H171L170 156ZM208 155H207V160H205V163H208V158H211L212 156H213V154L212 153H210V152H208L207 153ZM224 154V153H223ZM11 155H12V153H11ZM49 155H51L50 154V152H49ZM55 155V154H54ZM62 155H64V162H63V164L62 163H60V161H59V159H63V157H62ZM82 155V154H81ZM80 155V156H81ZM88 155H86L87 157H88ZM93 155V154H92ZM170 155V156H169ZM178 157H177V156ZM59 156H60V158H59ZM98 156V155H97ZM170 157V158H168V157ZM199 156H202V155H200L199 154ZM3 157V158H2ZM9 157H11V156H9ZM14 157V158H15ZM73 157H74V154H73ZM84 157V156H83ZM83 157H82V159L81 160H84V159H86V160H88V158L90 157V159H92V157H91V155L88 157V158H84L83 159ZM152 157V158H151ZM159 157V158H158ZM196 157H198L197 155H196ZM204 157V156H203ZM154 158V159H153ZM238 158V159H237ZM243 158V157H242ZM3 159V160H2ZM53 159H54V157H53ZM200 159H202V158H199V160ZM18 160V161H17ZM20 160H21V162H22V164H24L23 165V170H22V167H21V163H20ZM199 160H197L198 161V164H199ZM211 160V159H210ZM209 160V162H211ZM2 161V162H1ZM13 161H17V163H16V165H15V163L13 164ZM26 161V162H25ZM45 161V162H44ZM200 161H202V160H200ZM203 161H204V158H203ZM18 162H19V165H18ZM67 162H68V165H70V167L68 166V167H65L66 166V164H67ZM184 162V163H183ZM98 163V164H97ZM167 163H168V165H167ZM202 163V162H201ZM65 164V165H64ZM153 166H152V165ZM171 164H172V166H171ZM204 164V163H203ZM211 164V163H210ZM7 165V167H5ZM8 165H9V167L11 166L12 167V169H13V167L15 166V168L13 169V171H12V173L11 172H9L8 173V175H7V173H5V172H3L4 170H5V168H8ZM46 165H47V167H46ZM54 165V166H53ZM64 165V168L65 169H63V166ZM169 165H170V167H169ZM17 166V167H16ZM19 166V167H18ZM27 166V167H26ZM176 166H177V168H176ZM5 167V168H4ZM26 167V168H25ZM54 167V168H53ZM172 167L174 168V169H172ZM17 168H21V170H19V169H17ZM62 168V169H61ZM94 168H96L97 170L95 171V169ZM146 168V167H145ZM156 170L155 171V173L157 174V172H158V174L159 175H157V176H153L155 173H154V169ZM258 168V167H257ZM256 168V169H257ZM2 169H3V171H2ZM11 169V170H12ZM16 169V170H15ZM24 169H25V171H24ZM47 169V170H46ZM176 169V170H175ZM177 169H178V171H177ZM32 171V176H31V173H29V172H31ZM46 170V171H45ZM170 170H171V172H170ZM47 171H49V174L48 173H46ZM72 171V170H71ZM75 171V170H74ZM52 172V173H51ZM67 172H68V170H67ZM70 172V171H69ZM169 172V173H168ZM179 172V173H178ZM256 172V173H255ZM11 173V174H10ZM35 173V174H34ZM37 173V174H36ZM74 173V172H73ZM163 173V174H162ZM39 174V175H38ZM40 174H42V175H40ZM48 174V175H47ZM147 174V175H146ZM161 174V175H160ZM255 174H256V176H255ZM6 175V176H5ZM23 175H25L26 176V183H28L29 182V186H27L26 187V185H23V186H25V187H20L19 188V190H18V188H16L17 186H18V184L19 185H22V184H20V183H22L23 182V179H24V177H23ZM30 175V176H29ZM34 175V176H33ZM36 175H38V176H36ZM51 175H53V178L51 177ZM58 175V176H57ZM64 175V176H63ZM85 175H86V173H85ZM145 175L147 176V178H145ZM19 176H20V178H19ZM28 177L30 178V180L28 179ZM35 177V178H34ZM37 177V178H36ZM47 177V178H46ZM51 179H50V178ZM162 177H163V179H162ZM22 178V179H21ZM33 179V181H32V179ZM50 180H49V179ZM64 180H63V179ZM144 178L146 179V182L144 181L143 182V180H144ZM16 179H18V181L16 180ZM57 179V180H56ZM72 179V180H71ZM111 179V181L112 182H110V183H113V185H115L114 186V188H113V185L111 186V185H108V186H111V188L112 189H110L109 190V188H107V183L109 182V181H107V180H110ZM20 180H21V182H20ZM100 180V181H99ZM149 180V181H148ZM258 180H260V181H258ZM4 181V182H3ZM25 181V180H24ZM49 183H48V182ZM50 181H52L51 183H50ZM78 181V182H77ZM107 181V182H106ZM115 181H117L116 183H114ZM147 181H148V184H149V182H150V186H151V189L149 190V191H146V192H142L144 189L145 190H147V187H146V184H147ZM46 182H47V184H46ZM160 182H161V186H160ZM4 183H5V186H4ZM16 183V184H15ZM24 183V182H23ZM69 183V184H68ZM109 183V184H110ZM142 183H145V186L144 187H146V188H144L143 187V184ZM43 184V185H42ZM56 184V185H55ZM96 184V185H97ZM182 184V185H181ZM201 184H200V187H201ZM234 184V183H233ZM48 185H50V187L48 186ZM84 185V186H83ZM85 185H86V187L88 188V189H86V187H85ZM169 185V186H168ZM171 185H172V190H173V193H172V190L171 189H169V188H171ZM199 185V184H198ZM260 185V184H259ZM31 186V187H30ZM32 186H34V187H36V191L35 190H33L34 188L32 187ZM43 186V187H42ZM77 186H81V187H83L84 189H86V191L85 190H83L82 191V195H81V198H79L80 200L78 201V199H76V202H72V204H70V205H67V203H66V201H65V199H66V197L68 196H71V197H73L72 195H74L75 197H77L75 194H77L78 195V192H77V190L75 191V189H76V187ZM149 186V185H148ZM167 186H168V188H167ZM236 185H233L230 189V194H232L233 193V191L236 193L235 195H237L238 193H237V186H236V189L234 188ZM263 186V187H262ZM14 187H15V189H14ZM103 187V188H102ZM106 187V188H105ZM143 187V188H142ZM154 187V189H152ZM185 187V188H184ZM199 187V188H200ZM10 188V189H9ZM33 188V189H32ZM74 188V189H73ZM168 190H167V189ZM174 188H175V190H174ZM12 189H13V191H16V192H12ZM50 189V190H49ZM55 189V190H54ZM105 189H108V190H105ZM143 189V190H142ZM176 189L178 190L177 192H176ZM233 189V190H232ZM19 192H18V191ZM144 190V191H145ZM171 190V191H170ZM181 190H182V192L183 193H185L184 192V190L187 192V197H185L187 200L189 199L190 201H186V199H182V198H184V196H186V194H184V196H183V193L181 194ZM193 192H192V191ZM198 190V191H197ZM262 190V191H261ZM20 191H21V193H20ZM35 191V193H33V192ZM53 191V192H52ZM55 191V192H54ZM104 191V192H103ZM174 191H175V194H174ZM201 191H202V193H201ZM44 192V193H43ZM46 192V193H45ZM51 192V193H50ZM131 192V193H130ZM135 192H137V193H135ZM6 193V194H7ZM8 193V194H9ZM23 193V194H22ZM40 193V194H39ZM50 193V194H49ZM85 193V194H84ZM93 193H94V191H93ZM110 193V194H109ZM123 193H124V195H123ZM133 194L134 195V193H135V195H137L138 194V196H140V198L138 199V197L136 198V196H135V198L137 199V201L135 202V199L133 200V197H132V195H131V197H132V200H131V202L129 201L131 198L130 197H128L129 195L128 194ZM204 193V194H203ZM3 194V195H4ZM26 194V195H25ZM29 196H28V195ZM32 194H34V195H32ZM39 194V195H38ZM43 194V195H42ZM80 194H81V192H80ZM94 194V195H95ZM125 194L126 195H128L127 197H128V201L130 202V204L129 205H131V210H127V208H129V205H127V207H125V203H127V201L125 202V201H123L122 200V198L124 199V198H126V196H125ZM196 194V195H195ZM260 194V195H259ZM13 195V196H12ZM88 195H89V197H88ZM109 195H110V198H109ZM113 195V196H112ZM176 197H175V196ZM180 195V196H179ZM181 195H182V197H181ZM192 196L191 198L190 197H188V196ZM201 195H202V197H201ZM5 196V195H4ZM3 196V197H4ZM8 196V195H7ZM27 196V197H26ZM38 198H37V197ZM59 196V197H58ZM80 196V195H79ZM87 196V197H86ZM111 196H112V198H111ZM117 196V197H116ZM174 198H173V197ZM197 196V197H196ZM17 197V198H16ZM71 197H69V199H71ZM106 197V198H105ZM114 197H115V199H117L118 200V202H117V200L116 201H114V200H112V199H114ZM118 197H120V199L121 200H119V198ZM122 197V198H121ZM165 197L167 198V199H165ZM229 197V196H228ZM228 197H225V198H228ZM85 198H86V200H85ZM164 198V199H163ZM180 198H181V201H183V202H181L180 203ZM200 198H201V200H200ZM208 199V202H207V199ZM5 199V198H4ZM7 199V200H8ZM19 199V200H18ZM64 199V200H63ZM73 199H74V197H73ZM104 199H106V200H104ZM170 200L171 201V207L170 208H168V205L170 204V201H166V200ZM175 199H176V201H175ZM197 199V200H196ZM206 199V204H207V206L205 205V202H203V203H201V201L203 200H205ZM211 199V200H210ZM214 199V200H213ZM6 200V199H5ZM6 200V201H7ZM12 201H13V199H11ZM17 200V201H16ZM38 200V201H37ZM67 200V199H66ZM165 200V202H163ZM196 200V201H195ZM199 200V201H198ZM209 200H210V202H212V204L215 206V208L217 207V210H215L214 209V206H210V202H209ZM3 202H5L4 200H2ZM73 201V200H72ZM74 201H75V199H74ZM111 201H113V202H111ZM122 201V202H121ZM178 201V203L176 204L175 202H177ZM90 202H92V203H90ZM113 204V205H111V203ZM168 202H169V204H168ZM185 202H187V203H185ZM200 202V203H199ZM0 203H1V201H0ZM9 203V205L11 204V202L9 201L8 202ZM37 203V204H36ZM53 203H54V205H53ZM76 203V204H75ZM78 203V204H77ZM125 204L124 206H122V205H120V204ZM173 203V204H172ZM174 203H175V205H174ZM209 203V204H208ZM6 204H7V202H6ZM16 204V205H17ZM62 204V205H61ZM167 204V208H166V206L165 205ZM180 204L182 205V204H184V205H182V207L184 206V207H186L185 209H184V211L182 210L183 208L182 207H180ZM189 204H190V206H189ZM203 204L205 205V206H203ZM1 205H2V203H1ZM9 205H5V207L4 208H2V209H4V210H1V211H4L5 212V208H7V207H10ZM12 205L14 206L15 204L14 203H12ZM15 205V206H16ZM24 205H28V206H24ZM116 205V206H115ZM176 205H178V209H180V210H177V208H176ZM3 206H4V203H3ZM15 206H14V208L12 207V209L14 210L15 209ZM19 206V205H18ZM24 206V207H23ZM38 206H40V207H38ZM112 206H114L113 208H112ZM20 207V206H19ZM29 207V208H28ZM61 207V209L60 210H58L59 208ZM121 207H124V208H122L121 209ZM210 208L211 210H212V208H213V210H212V214L210 213L209 214V212H211L210 211V209H208V208ZM256 207H257V209H256ZM262 209H261V208ZM18 208V207H17ZM28 208V209H27ZM31 208V209H32ZM104 208H105V211H104ZM125 208H126V210H125ZM207 208V209H206ZM8 209V208H7ZM30 209V210H31ZM32 209V210H33ZM111 209V210H110ZM175 209H176V211H175ZM223 209H224V207H223ZM244 209V208H243ZM242 209V210H243ZM259 209H261V210H259ZM36 210V211H35ZM48 210V212H46ZM108 210V211H107ZM113 210V212L114 213H117V214H113V212H111ZM115 210H117V212L115 211ZM207 210H209V212L207 211ZM215 210V211H214ZM256 210V211H255ZM19 211V213H20V209L18 210ZM25 212V213H28V212ZM107 211V212H106ZM125 211V212H124ZM132 211H133V213H132ZM175 211V212H174ZM182 212L183 211V216H184V221H186V223L187 224H189L190 225V228H188L187 229V227H188V225L187 224H185L184 225V223H183V227L182 226H179L180 224H182V223H180V222H184V221H181V220H179L178 221V219L180 218V219H182V214H180L179 212ZM224 211H226L225 209H224ZM259 211V212H258ZM7 212H8V210H7ZM17 212V211H16ZM16 212H15V215H16ZM111 212V213H110ZM176 212H177V214L179 215L178 216V219H177V214H176ZM246 212L247 213H249V214H253V219L251 220V219H249V218H247V216L245 217V215H246ZM21 213H23V212H21ZM59 213V214H58ZM186 213H187V216H186ZM189 213V214H188ZM1 214H3V213H1ZM11 214H12V212H11ZM37 214H38V216H37ZM61 214H62V216H61ZM163 214H168V219H167V221H169V216H172L173 217V219L171 218L170 219V224L172 223V221H173V225H174V227H176V224H179L178 226H177V229H179V232H178V230H176V228H175V232H172L173 233V235L175 234V237H172V235H169V232H168V228H169V226L167 225V221L165 220V223H164V220H163V217L162 216H164ZM175 214V216H173ZM185 214V215H184ZM7 215V214H6ZM19 215V214H18ZM78 215V216H77ZM111 215V216H110ZM165 215V216H166ZM248 215V214H247ZM3 216V215H2ZM2 216L0 217V218H2ZM9 216V212H8V215H7V217ZM21 216H20V218H21ZM188 218V221H187V219H186V217ZM214 216V217H213ZM244 216V217H243ZM252 216V215H251ZM4 217V216H3ZM10 217V216H9ZM13 217H18V216H13ZM257 217V218H256ZM11 218V217H10ZM9 218V219H10ZM33 218V219H32ZM34 218H35V220H34ZM65 218V219H64ZM214 218V219H213ZM216 218V219H215ZM8 219V218H7ZM25 219V220H26ZM50 219H53L52 221H50ZM164 219H165V217H164ZM177 220V221H174V220ZM186 219V220H185ZM212 219V220H211ZM11 220H13V219H11ZM36 220H37V222H36ZM10 222H12V221H10ZM32 222V223H31ZM36 222V223H35ZM66 222V223H65ZM68 222H70V223H68ZM177 222V223H176ZM214 222V223H213ZM34 223V224H33ZM72 223V224H71ZM76 223V224H75ZM78 223V224H77ZM210 225H209V224ZM220 225H219V224ZM80 224H81V226H80ZM232 223H230V225H231ZM20 225H21V223H20ZM70 225H73V227L75 226V228H73L72 226H71V228H70ZM78 225V226H77ZM173 225L171 224V226H172V229H173V231H174V228H173ZM142 226H143V230H141L140 229V232H142V231H144V232H142V234H140V232H138L141 236L139 237V238H137V231L135 232L134 230H136L138 227H140V228H142ZM206 226V228L208 227V229L210 228V231H208L207 229H205L204 227ZM80 229H79V228ZM145 227L146 228H148L149 229V232L147 231V233L145 234ZM180 227H181V229H183V230H181L180 229ZM221 227L223 228L222 230L224 231V229H225V231H224V235H223V232H221L222 230H221ZM88 228V231L86 230ZM127 228H129V229H127ZM130 228H131V231H132V233H131V231H130ZM188 230H186V229ZM83 229V231H87L86 233L85 232H81V230ZM189 229H191V230H189ZM24 230V231H23ZM26 230H27V232H26ZM30 230V231H29ZM33 232H32V231ZM127 230H128V233H127ZM138 231H139V229H137ZM169 230H171V228H169ZM29 231V232H28ZM80 231V232H79ZM172 231V230H171ZM180 231H181V233H180ZM182 231H183V237H182ZM193 231V232H192ZM93 232H94V235H95V237H94V235H93ZM177 232V233H176ZM20 232L18 231V234H19ZM36 233V234H35ZM58 233H59V235H58ZM83 233V234H82ZM96 233V234H95ZM127 233V234H126ZM181 234V238L182 239H184V240H180V238H179V234ZM17 234V236H18V238L20 237V235H18ZM36 236H35V235ZM82 234V235H81ZM30 235V236H29ZM79 235V236H78ZM184 235H185V237H184ZM227 237H226V236ZM235 235V236H234ZM24 236V237H23ZM83 236V237H82ZM169 236H171L170 238H169ZM15 238H16V236H14ZM26 237L28 238L29 237V240L26 242V241H24L23 239H25L26 240ZM57 237V238H56ZM60 237V238H59ZM82 237V238H81ZM228 237H230L231 238V240H232V242L233 243H235L234 245H231V243H229V240L230 239H228ZM14 238V239H15ZM17 238V239H18ZM30 238H31V240L33 241V244L31 245L30 244V242H31V240H30ZM35 238V239H34ZM53 238H55V240H53L52 241V239ZM77 238H78V241H77ZM94 240H93V239ZM8 239H10V238H8ZM87 239V240H88ZM139 239V240H138ZM170 239V240H169ZM172 239L174 240L175 239V241H176V244H175V242H173L172 241ZM224 239L227 241H224ZM16 240V239H15ZM20 240V239H19ZM56 240H57V242H56ZM133 240V241H132ZM186 240V241H185ZM18 241V240H17ZM86 241V240H85ZM169 241H172V246H171V243L169 242ZM177 241H178V245H180V247H178V245H177ZM179 241H181V242H179ZM19 242H21V241H19ZM25 242H26V244L28 243L29 244V247H28V244L26 245L25 244ZM92 242H93V244H92ZM185 242H186V244H185ZM250 242V241H249ZM248 242V243H249ZM181 243V244H180ZM244 243L246 244V241H244ZM169 244H170V246H169ZM175 244V245H174ZM183 244H185L184 246H183ZM201 244V245H200ZM229 244L231 245V247L229 246ZM243 244V243H242ZM31 246V247H30ZM88 246V247H87ZM93 246V247H92ZM131 246H132V249H131ZM158 246L160 247V249L159 250H157L158 249ZM177 246V247H176ZM182 246H183V248H182ZM232 246H235V247H237V250H235V253L234 254H232V250H233V252H234V249H233V247ZM246 246V245H245ZM40 247V248H39ZM91 247H92V249H91ZM234 247V248H235ZM94 248V249H93ZM130 248V251H128V249ZM175 248V249H174ZM181 250H180V249ZM231 248V249H230ZM244 249H245V247H243ZM1 249H3V251L1 250ZM15 249H17V247L15 248ZM18 249H19V247H18ZM29 249V250H28ZM182 249L184 250V251H182ZM224 249V250H223ZM97 250V252L95 253V251ZM131 250H132V252H131ZM31 251V252H30ZM35 251V252H34ZM92 251V252H91ZM126 251H128V252H126ZM157 251V252H156ZM242 251V252H241ZM161 252H163V255L162 256H164V258H165V260L163 259V257H161V258H158V255L161 253ZM171 252V254H168V253H170ZM174 252H173V254H174ZM213 252V253H212ZM225 252V253H224ZM5 253H6V255H5ZM8 253H9V251H8ZM19 253V254H18ZM22 253V255H20ZM23 253H24V256H23ZM114 253H115V255H114ZM125 253V254H124ZM128 253H132L133 255H130V254H128ZM182 253H184V254H182ZM206 253V254H205ZM210 253V255L208 256V254ZM28 254V255H27ZM97 254H99V255H97ZM101 254H103V255H101ZM119 256H118V255ZM121 254H123L122 255V257H120V255ZM172 254V255H173ZM213 254L215 255V258H214V256H213ZM260 254V253H259ZM10 255H11V252H10ZM15 255H16V258L17 259H15ZM26 255H27V257H26ZM105 255H106V257H105ZM160 255V256H161ZM184 255V256H183ZM227 255H228V257H227ZM244 257H243V256ZM100 256H102V257H100ZM124 256V257H123ZM129 256H130V259H129ZM131 256H132V260H131ZM19 257V258H18ZM154 257V258H153ZM156 257V258H155ZM172 257V256H171ZM170 257V259H172ZM183 257H184V261H183ZM227 257V258H226ZM14 258V259H13ZM105 258H107V259H105ZM126 258H127V260H126ZM239 260H238V259ZM12 259H13V261H12ZM154 259V260H153ZM215 259H217V261L215 260ZM124 260V259H123ZM169 260V261H168ZM107 261H109V262H107ZM228 261V262H227ZM231 260H230V263H233ZM238 261H240L241 263H237ZM63 262V263H62ZM130 262V263H131ZM129 263V264H130ZM133 263V262H132ZM133 263V264H134ZM182 263V264H183ZM27 264V263H26Z\"/></svg>",
  "mask_w": 264,
  "mask_h": 264
}]
</instances>
